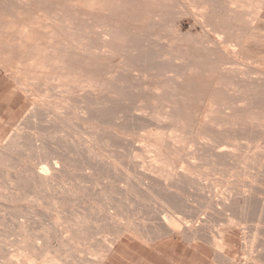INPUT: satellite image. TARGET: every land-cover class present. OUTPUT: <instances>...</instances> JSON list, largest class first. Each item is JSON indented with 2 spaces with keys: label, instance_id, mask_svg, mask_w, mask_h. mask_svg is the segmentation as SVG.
Returning <instances> with one entry per match:
<instances>
[{
  "label": "rangeland",
  "instance_id": "rangeland-1",
  "mask_svg": "<svg viewBox=\"0 0 264 264\" xmlns=\"http://www.w3.org/2000/svg\"><path fill=\"white\" fill-rule=\"evenodd\" d=\"M20 1L21 0H19V1H17V0H0V48H1L0 59H1V57L3 58L2 60H0V144L2 145V147L0 145V155H2L1 153H3V155L0 157H1V159L3 158L6 161L5 162L4 160L0 159V161H1L0 162V169H1L0 170V173H1L0 174V215L2 217H4V219H3L0 216L1 217L0 218V225H3V226H0V234L3 233V231L6 234V235H4V233H3L1 235L2 237L0 236V244H1L0 245V248H1L0 252H2L0 254V256H2L3 253H4L3 255H6L8 253H21L23 255H26L29 251L27 249H25V247L22 244H24V242L28 240L29 242L38 243L39 246L42 244L40 246L41 247V255H38L39 257L41 256V258H44V255L46 253L47 257L49 258L51 256V253L54 252V253H52L51 257L57 258L56 259L57 261H55V259H49V261H48L47 257H45L44 259H38V257L36 260L32 259L34 262L35 261L38 262L37 264H45V263L46 264H50V263L51 264H56V263L57 264H60V263L61 264H64V263L65 264H76V263L77 264H79V263L80 264L81 263L82 264L83 263L84 264H91L92 263L91 261H93V264L94 263L99 264L103 260L100 258L104 257L105 254L107 256L105 255L104 259H161L154 252L148 251V248L144 249L145 247H149V246H151L152 248H155V250L160 253V257H162V256H164L166 258L170 257V258H172V259H170L171 261H177V262H179V264L180 263L181 264H226V263L230 264L228 260L233 261L231 264H247V263L248 264H264V247H263L264 246V243H263V241H264V228H263L264 227V219L263 218L264 217H262V216H264V195H263L264 194V175H263L264 174V169H263L264 168V160H263L264 159V137H261L264 135V134H262V133H264V132H262V131H264V126H263L264 125V123H263L264 122L263 121L264 120V96H263V94H264V0H207V1L206 0L205 1L204 0H158V1L157 0H93V1H96L95 3H96V6L98 5V8L96 6H94L95 5L94 2H92V4L90 5L92 0H89V1L88 0H70V1L69 0H43V1L42 0H25V1L22 0L21 2ZM68 1L70 2V4H68L69 3ZM71 1H72L73 5H72ZM73 1H75V2H73ZM87 1L90 2L89 5H88ZM117 1H118V3H116ZM128 1L130 3H128ZM167 1H171V2H169L170 4ZM235 1H237V2H235ZM16 2H18V3H16ZM82 2H84V3H82ZM101 2H103V3H101ZM240 2H242L243 6H242V4H240ZM27 3H29L31 5H29ZM98 3L101 5H99ZM156 3L158 4V6ZM160 3L162 6L160 5ZM34 4L36 5V8H35ZM38 4H40V5H38ZM44 4L46 6H44ZM193 4H194V6H193ZM216 4H217V6H216ZM151 5H153V6H151ZM229 5H231V6H229ZM68 6H69V8H71V7L72 8L69 9ZM177 6H179V7H177ZM187 6H189V7H187ZM204 6H205V8H204ZM244 6H245V8L247 6L248 7L246 9H244ZM89 7H91V8L89 9ZM174 7L177 10L173 9ZM201 7H202V9H201ZM233 7H235L237 11ZM242 7H243V9H242ZM252 7H254V8L259 7V8L253 9ZM92 8H93V10H92ZM98 9H100V10H98ZM170 9H172V11ZM240 9H242V10H240ZM258 9H259V11H258ZM104 10L107 12H104ZM175 10H176V12H174ZM80 11H81V13H79ZM219 11H221V12H219ZM39 12H41V14H43V15L45 14V16L42 17L43 15H41ZM75 12L76 13L78 12L77 14H79V15L77 16ZM228 12H230V13H228ZM113 13H115V14H113ZM148 13H149V15H148ZM153 13H154V15H153ZM251 14H254V15L251 16ZM32 15H33V17H32ZM35 15H37V16H35ZM150 15H152V16H150ZM235 16H237V17H235ZM38 17H39V19L36 20V18H38ZM40 17H41V19H40ZM65 17H66L67 21L65 20ZM156 17H157V19H156ZM192 17H193V19H192ZM205 17H207V18H205ZM101 19H103V20H101ZM167 19H169V21L166 22ZM250 19H252V20H250ZM151 20H154V21H151ZM253 20H254V22H253ZM65 21H66V23L69 22V24L67 25L65 23ZM177 21L180 22L179 28H177V24H176ZM37 22L39 24L40 23L41 24L38 25ZM210 22H213V23H210ZM25 23H26V26H28V27L25 26ZM70 23H71V25H70ZM125 23H127V24H125ZM193 24H195L194 27L192 26ZM203 24H205L206 27ZM251 25H252V27H251ZM12 26L15 28L17 27V28L13 29ZM34 26L36 27V29ZM214 26H215V28H214ZM49 27H52V28L50 29ZM168 27H169V29H168ZM24 28H26V30ZM42 28L46 29V31L43 30ZM155 28H156V30H154ZM202 28H204V29H202ZM209 28L211 29V31ZM17 29L19 31L21 29V31L18 32ZM188 31L191 33L190 35L186 34ZM31 32H33V34H31ZM86 32H88V33H86ZM202 32H203V34H202ZM84 33L86 35H84ZM214 33H215V35L217 33L218 36L217 35L215 36ZM39 36H41L42 38ZM47 36L49 37V39ZM62 36L65 38H62ZM45 37H47V38H45ZM29 39H30V41H29ZM188 39H190V40L188 41ZM47 40L50 41V44ZM171 41H173V42H171ZM104 42H106V43H104ZM159 42H162V44ZM192 43H195V46L192 45ZM21 45H22V47L24 45V47L22 48ZM169 45H171V46H169ZM242 46H243V48H242ZM100 48L103 49L104 51L101 50ZM165 48H167V49H165ZM42 49H43V52H41ZM78 49H81V50H78ZM187 50H189V51H187ZM65 51H67L68 53ZM81 51L82 52L84 51L83 52L84 54ZM109 51H110V53H107ZM74 52H76V53H74ZM46 53L48 56L46 55ZM86 53L89 55H87ZM190 53H192V54L190 55ZM76 54H77V56H79V58L76 56ZM98 54H100V55H98ZM241 55H243V57ZM94 56H95V58H94ZM236 56H238V57H236ZM9 57H11V58H9ZM212 57H214V59ZM36 58H38V60ZM100 58H101V60H100ZM193 58H195V60ZM5 60L8 62H6ZM14 60H17V61H14ZM19 60L21 62L20 65L18 63ZM25 60H31V61H28L26 63L28 65L25 66V64L23 63V62H25ZM40 60L41 61L42 60H48V62L42 61V64H41ZM84 60L86 61V63ZM3 61H4V63L6 62V64H4ZM35 61H37L36 67L33 66L36 63ZM219 61L221 62V65H218ZM1 62H2V64H1ZM14 62H16L18 64L15 65L16 63L14 64ZM31 62H33V63H31ZM51 62H53V63H51ZM29 63H31V64H29ZM114 63L117 65H115ZM231 63L233 65H231ZM21 64L23 66H25L26 68L21 67ZM38 64H40L41 66ZM44 64H46V66ZM29 65H30V67H29L30 69L28 68ZM42 65H43V67H42ZM106 65H107V67H106ZM48 66L49 67L51 66V68H49ZM222 66H226V67L225 68L223 67L224 68L223 69ZM33 67L35 68V72H34ZM40 67L42 68L41 69L42 72H45V73L49 72V73H47V75L45 73L41 74V72L38 70V69H40ZM171 67H173V68H171ZM12 68H14V69H12ZM46 68L48 71L46 70ZM221 68H222V70H221ZM232 68H234V69H232ZM247 68H248V70H247ZM16 69H18V70H16ZM23 69H24V72H23ZM36 69H37V71H36ZM63 69H66V70H63ZM113 69H115V70H113ZM53 70H55V71H53ZM96 70H98V71H96ZM15 72H17V73H15ZM30 72H32V73H30ZM38 72H40V73H38ZM79 72H80V74H79ZM214 72H215V74H214ZM220 72L222 73L221 77L219 75V74H221ZM225 72H227V73H225ZM243 72H245V73H243ZM71 73H73V76ZM74 73L76 76L74 75ZM261 73H262V75H261ZM21 74L22 75L25 74V76H21ZM29 74H30V77L28 76ZM31 74H34L33 75L34 77L33 76L31 77ZM63 74H64V76H63ZM65 74H68L70 77L68 75L65 76ZM156 74L158 76H156ZM254 74H256V76ZM40 75H42V76H40ZM49 75L52 77H50ZM86 75H87V78H86ZM26 76L28 77V79ZM35 76H36V78H35ZM117 76H119V77H117ZM215 76H217V78ZM223 76L225 79L222 78ZM246 76H247V78H246ZM40 77H41V79H40ZM47 77H50V78L47 79ZM79 77H81V78H79ZM229 77L231 78V81H229L230 80ZM240 77H243V78H240ZM252 77L254 78V80ZM33 78H35V79H33ZM37 78L40 79V81ZM62 78H63V80H62ZM104 78H106V79H104ZM16 79L17 80L19 79L18 80L19 82ZM24 79H26V80H24ZM36 79L38 81L37 82L38 84L42 81L40 83V84L43 83L42 86L39 85V87H38V84L35 82ZM73 79H75V80H73ZM77 79L79 80V84H78ZM213 79H214V82L212 81ZM218 79H220V80H218ZM246 79H248L249 81H245ZM256 79L258 81H260V83ZM28 80H30V82ZM31 80H33L34 83L31 84ZM64 80L65 81H68V80L72 81L73 80V81H72V84L69 81L65 82L63 84ZM216 80L218 83H219V81H221L220 82L221 84L219 83L220 86L222 84H225L224 88H226V89L224 91H223L224 88H222L223 85L221 86V88H220V86L217 87L216 85L214 87L213 84L217 83ZM57 81L62 82V83L56 84ZM76 81H77V83H76ZM26 82L30 85H28ZM47 82H49V83H47ZM85 82H87V83H85ZM89 82H92V83L89 84ZM133 82H135L136 85H134L135 83H133ZM138 82L140 85L137 84ZM251 82H253L254 85ZM16 83H18V86L16 85ZM46 83H47V87L45 85ZM66 83H68L69 86L65 87ZM73 83L75 84V86H73L74 85ZM211 83H212V85H211ZM34 84H35V87H38L40 92L42 91L40 94H36L37 91H36L35 87L32 90V87L34 86ZM49 84L51 86H48ZM76 84H78V86ZM245 84L248 86H245ZM250 84H252V85H250ZM31 85H33V86L31 87ZM59 85H60V87H58ZM61 85H63V87H65V88H63ZM91 85H92V87H91ZM255 85H259V86H255ZM25 86H26V88L24 90ZM40 87L41 88L44 87L45 89L40 90ZM49 87L53 90L52 91L53 94H51L52 92L50 93L51 89H49ZM87 87H88V90H87ZM212 88L213 89L218 88L219 90L220 89L221 90L220 91L216 90V89L213 90ZM232 88H233V90H232ZM26 89H27V91H26ZM48 89H49V91H46ZM66 89L69 92H66L65 91ZM76 89H78V90H76ZM82 89H86V90H82ZM171 89H175L176 92H175V90H171ZM22 90H23V92H22ZM43 90L45 91L44 94L47 93V95L43 94ZM59 90H61L60 93L58 92ZM191 90H192V92H190ZM247 90H248V92H247ZM32 91H33V93H32ZM39 91L37 93H39ZM64 91H65V93H64ZM74 91L75 92L77 91V92L75 93ZM95 91H96V94L94 93ZM211 91H212V93H211ZM216 91H217V93H216ZM221 91H223V92H221ZM30 92H31V94H30ZM89 92H90V94H89ZM98 92H100L102 94H100ZM219 92H221V93H219ZM257 92L259 94H261L262 96L259 95ZM69 93H71L70 98H68L69 96H67V95H69ZM107 93H109L112 96L108 95ZM223 93H226L227 96ZM239 93H242V94H239ZM27 94H29V95H27ZM57 94L60 96V98H57V97H59ZM65 94H66V98H64ZM222 94H223V96H222ZM34 95H35V97H34ZM36 95H38L37 100H36ZM61 95H63V96L61 97ZM79 95H80V97H79ZM89 95H91V97ZM177 95H181V96H177ZM209 95H211V96H209ZM212 95H213V98L215 96L217 99L216 100L212 99ZM30 96H33V97H30ZM42 96H44L45 99H43ZM52 96L54 97L55 100L57 98V100L55 102H54V100H52L53 99ZM220 96H222L223 102H221L222 99ZM244 96H246V97H244ZM227 97H231V98L233 97L234 99L235 98L236 99L234 101L233 98L227 99ZM39 98L41 100H44L43 102L46 103V105H44V103ZM47 98H49V99H47ZM67 98H68V100H67ZM61 99L62 100L64 99L63 100L64 102ZM114 99H115V101H114ZM58 100H59V102H58ZM70 100H72V101H70ZM210 100H212V101H210ZM236 100L240 105H238V103H236ZM50 101H51V103H50ZM61 101H62V103H61ZM53 102L55 103V105L52 104ZM70 102H72V104ZM210 102L213 106L211 104H209ZM63 103H66V105ZM76 104H79V105L76 106ZM82 104H83V106H82ZM214 104L215 105L217 104V106H215ZM229 104H230V106L228 107ZM250 105H252V106H250ZM31 106H33V109L32 110H31V108L28 109ZM75 106L76 107L81 106L82 108L81 107L80 108L83 110H86L85 111L86 113H81L83 110H80V108H76ZM239 106H240V108H239ZM245 106H247V107H245ZM210 107H212V108H210ZM237 107H238V109H237ZM53 108H55V109L58 108L59 110L61 109L59 112H64L65 109H66V111L64 112V114L63 113L60 114L58 112V110L53 112V110H52ZM234 108H236V109L234 110ZM241 108H242V110H240ZM27 109L31 110L36 115V117L34 116V114L32 112L28 111ZM77 109H79V110H77ZM34 110H35V112H34ZM38 110L42 111L44 114H45V112L48 111L47 114L50 113L51 115L45 114L46 117L41 116V119H40L39 114L41 112H39ZM44 110H47V111H44ZM220 110L224 114H222V112ZM232 110H234V111H232ZM206 111H208V112H206ZM211 111H212V113L213 112H215V113H213V115H212ZM250 111L253 114L250 113ZM29 112H30V114L31 113L33 114L34 118H30V117H32V115L28 116ZM38 112H39V114H38ZM68 112H70L71 115L68 114ZM77 112H80V113L78 114ZM218 112H219V114H218ZM232 112H233V114H235V113H237V114L235 116L234 115L231 116L230 114H232ZM238 112H241L242 114L238 113ZM53 113H55V114L57 113V114L55 115ZM87 113L90 115H88ZM204 113H206L205 115L207 117L211 116V118L209 117V119H208L206 116H204ZM246 113L248 114L247 117L248 116L250 117V118L248 117L249 119L246 117ZM75 114H76V116H74ZM82 114L84 116H82ZM202 114H203V117H205V119L202 117ZM243 114L245 115L246 119H243L244 118ZM251 114H252V116H251ZM40 115H42V114H40ZM79 115L85 119H82ZM224 115H226V116H224ZM233 116H234V119L231 120V117H233ZM254 116H256V120L258 122H256V120L254 119L255 118ZM118 117H119V120L122 118L121 119L122 121H120V123H119V120H116V119H118ZM130 117H131V120H130ZM259 117H261V118L259 119ZM35 118L38 121H42V123L41 122L37 123L36 122L37 120H34ZM42 118H43V120H42ZM220 118H222V119H220ZM238 118L240 120H238ZM59 119H60V121H57ZM62 119L64 122L62 121ZM97 119L99 120V122L95 121ZM134 119H135V121H133ZM198 119H199V121H197ZM210 119L212 120V123H211ZM214 119H215V121H214ZM225 119H229L230 123L233 122L235 125L232 123L234 125L232 127V124L229 123V120L226 122ZM235 119H237V120H235ZM47 120L50 121L51 124H52V122H54L53 125L50 126L51 124L49 122L47 125H45L47 123ZM43 121H46V122L44 123ZM104 121L105 122L107 121V122L104 123ZM115 121H118V123ZM145 121L147 122V125L150 124L149 125V126H151L150 128L148 126H146ZM249 121H251V122H249ZM60 122H62V123H60ZM122 122L123 123L125 122L124 124L127 126H125ZM148 122H150V123H148ZM215 122L217 125L215 124ZM222 122H223L224 127H222V125H221ZM254 122H256V123H254ZM102 123H104V124H102ZM151 123H152V125H151ZM201 123H202L203 128L201 127ZM80 124L81 125L83 124V126H80ZM153 124H155L154 125L155 127L153 126ZM225 124L226 125L228 124L227 127L225 126ZM64 125H68L69 127L64 126ZM141 125L144 127H142ZM34 126H35V128H34ZM215 126H217V127H215ZM46 127L47 128L49 127L52 129L48 128L49 129L48 130ZM80 127H81V129H80ZM125 127H126V129H125ZM212 129H214V130H212ZM257 129H259V130H257ZM80 130H83V132L84 131L87 132V134L86 133L83 134V132H81ZM99 130H100V132H98ZM97 132L100 133L101 135L98 134ZM213 132H215L216 134L215 133L213 134ZM218 132H220L221 134H219ZM15 133H17V134H15ZM24 133H25V135H24ZM60 133H61V135H58ZM18 134H20V135L18 136ZM53 134L54 135L56 134V135L54 136ZM63 134L65 137L63 136ZM75 134H77V135L80 134V135H79V137L78 136L76 137ZM202 134L204 136H202ZM209 134H211L213 137H211V135H209ZM224 134H225V136H224ZM21 135H22V137H21ZM26 135H28V137ZM48 135L49 136L51 135V136L49 137ZM96 135H98V136H96ZM104 135H105V137H104ZM205 135L207 136V138ZM15 136H17L19 138L16 139V138H14ZM29 136L32 138L33 142L35 141V139L38 142H34L33 144H35V145H33L32 141L30 142L31 138ZM57 136H59V137H57ZM86 136H87V138H86ZM37 137H38V139H37ZM81 137H83V138H81ZM257 137H259L260 140ZM24 138H25V140H24ZM58 138H60V139H58ZM77 138H80L79 139L80 141ZM214 138L215 139L218 138V142H220V143H218L216 140H214ZM234 138H236V139H234ZM4 139H5V141H4ZM26 139H28V140H26ZM39 139H40V141L41 140L42 141L40 142ZM52 139L55 141H52ZM61 139L64 141H62ZM65 139H67V140H65ZM112 139H113V141H109ZM177 139L178 140L181 139L182 143H180L181 141L179 140L180 141L179 142ZM50 140H51V142H50ZM68 140H70L72 142H65ZM59 141H61L62 143ZM172 141L174 144L171 143ZM176 141H178V143ZM6 142H7V145H6ZM39 142L41 143V145ZM191 142H193V143H191ZM233 142H236L237 144L233 143ZM66 143H68V144H66ZM73 143H76V144H74V146L76 145L75 146L76 148L73 147ZM83 143L88 146V149L90 148L88 151L89 153L87 152V150H88L87 147ZM53 144H55V145H53ZM61 144H63V146ZM43 145H45L44 147L47 149H45L43 147ZM60 145H61V148H59ZM77 145H78L79 149L77 148ZM83 145H84V147H86L85 148V149H87L86 151H85ZM103 145H105V146H103ZM192 145H194V147ZM238 145H239V148H238ZM3 146H5V147L9 146V147H7V149L10 148L11 150L8 149V151H7L8 153H6V150H4V151L2 150ZM51 146H53V147H51ZM149 146H151V147H149ZM217 146H219V148H217ZM220 146H221V149H220ZM229 146L235 147L234 150H232L233 149L232 147L229 148ZM5 147H4V149H6ZM41 147H43V148H41ZM81 147H82V149H81ZM164 147L167 151L164 150ZM66 148H68V150L70 148L71 151L69 150V152H68V150ZM73 148H74V150L76 149L79 153L83 150V152H81L82 154H81L80 161L84 158V162L82 160L81 165H80V161L78 160L80 158L79 157L80 154H78V152L76 150L74 152ZM196 148H197V151H196ZM224 148L225 149L228 148V149L225 151ZM53 149H55V150H53ZM56 149H58V150H56ZM256 149H258V150H256ZM40 150H42L41 151L42 153L40 152ZM99 150H100V153H99ZM158 150H160V151H158ZM235 150H236V152H235ZM45 151L47 152L46 153L47 155H44ZM48 151H50L51 153ZM205 151H207V154ZM103 152H104V154H103ZM147 152H149L150 154ZM39 153L42 157L45 156L44 158H46L48 156L46 159L43 160V162L44 161L50 162V160L48 158H50V159L55 158L56 161H58L57 163L60 166V170L57 171V175H54L52 180H48L47 182H43V181L41 182L37 178H35L37 176L36 171L39 170L41 168V166L45 165V163L43 164L42 162L37 161V160L42 161V159H43L40 157ZM113 153H114V155H113ZM189 153L192 155H189ZM85 154L87 155V157ZM88 154L91 156H89ZM101 154H103V155L101 156ZM153 154L154 155L156 154V156L152 157ZM38 155H39V157L37 158ZM66 155H68V157H66ZM73 155L75 156V158ZM76 155H79V156L76 157ZM83 155L86 158L85 157L82 158ZM92 155H95V156L97 155V156H96V158H93L94 156H92ZM98 155H99L100 159L102 158L101 159L102 161L99 159ZM105 155H108V156H105ZM186 155H188L189 158ZM199 155L201 156V158H199ZM234 155H236V156H234ZM3 156L7 157L10 162L7 161L8 159L7 158L5 159ZM178 156H180V157H178ZM33 157H34V159H33ZM71 157H73L72 160H71ZM203 157H205V158H203ZM244 157H246V158H244ZM76 158H77V160L75 161L76 163L74 162V164L76 165V167H75V165L72 162ZM114 158L117 161H115ZM139 158L141 160H143V159L144 160L139 161V163H138L137 160H140ZM192 158L196 159V161L201 160V163H202V161H204V159H206V161H207L206 164H210L211 162L212 163L210 165H206L205 163H203L204 165L201 164L199 166L198 164H200V163H196L195 160L193 161ZM133 159L136 160L137 162L133 161ZM154 159H155V161H154ZM227 159H228V161H227ZM118 160H120V162ZM145 160H146V162H145ZM186 160H190L191 161L190 164L194 163L193 166L192 165L188 166L189 163H188V161H187V163H185ZM3 161H4V163H3ZM17 161H18V163H16ZM151 161L153 162V164ZM183 161H185L184 162L185 165H180V163L183 164ZM206 161H204V162H206ZM13 162H15V163H13ZM36 162H38V163L35 164ZM47 162H46V164H47ZM85 162H86V164H85ZM214 162L216 163V165H214L215 164ZM243 162H246V164H243ZM69 163H71L73 165V167L71 165L69 166ZM115 163L116 164L122 163V164L120 166V165H116ZM4 164L5 165L9 164V165H6V167H5ZM38 164H39V166H38ZM114 164L116 166H114ZM240 164L244 165L245 167L241 166ZM1 165H3V166H1ZM30 165L36 171L34 169H31L32 167L31 168L25 167V166H30ZM105 165H108L109 169ZM205 165H206V167L208 166L209 168L207 167V169H206ZM124 166H127V169L129 171L126 169V167L124 169ZM139 166H140V168H139ZM142 166H143V168H141ZM239 166H241V167H239ZM23 167L26 168V171H25V168H23ZM82 167H84L85 169ZM87 167H89V169ZM90 167H92L93 169L92 168L90 169ZM115 167L117 168L116 170L114 169ZM225 167H226V170H224ZM182 168H184V169H182ZM245 168L246 169L248 168V170H250V171L245 170ZM113 169H114V171H113ZM121 169H124V170H121ZM210 169H212V171L214 169L215 170L212 172ZM17 170H18V172H17ZM21 170H22V172H21ZM29 170L33 172L34 176L32 174H29V176H28ZM102 170H103V172H102ZM125 170L128 173H126ZM148 170L149 171L152 170V171L148 172ZM182 170H184L185 172ZM233 170H234L235 174L231 175V174H233ZM1 171H3V172H1ZM15 171L17 173L21 174V176L19 174L18 175L20 177L14 176V175H17V173ZM64 171H66L65 175L63 173ZM130 171H132V172H130ZM136 171H138V172H136ZM235 171L238 173H236ZM252 171L254 173H251ZM7 172L9 173V175H11L10 177H9ZM25 172H28V173L24 174ZM32 172H30V173H32ZM91 172H93V174L95 176ZM113 172L116 174H114ZM139 172H142V173H139ZM144 172H145V174H144ZM219 172H221L222 174H220ZM228 172H229V174H228ZM2 173H5V177L3 176ZM100 173H103L102 176L100 175ZM120 173H123L122 174L123 176ZM148 173H150V174H148ZM58 174H59V176H58ZM127 174H129V175H127ZM135 174L136 175L141 174L139 176L142 177L144 175V177H142L143 179H141L139 176H137L138 179H140V180H138ZM6 175H8V176H6ZM60 175L63 177H61ZM125 175H127L128 179L126 178ZM183 175H185V176H183ZM208 175H211V176H208ZM12 176H14V177H12ZM25 176H28L29 178L25 177ZM15 177H17L18 179ZM56 177H58V178H56ZM60 177H61V179H60ZM105 177H107V178H105ZM248 177H249V179H248ZM31 178H32V180H31ZM34 178H35V180H33ZM55 178H56V180H54ZM102 178H104L105 180ZM110 178L112 179V181L114 180V182H112ZM133 178H135V180H132ZM144 178H146L145 181H143ZM7 179H9V180H7ZM15 179L19 180L20 182L15 181ZM79 179H81L83 182L82 181L78 182ZM119 179H120V181H119ZM198 179H200V180H198ZM26 180L27 181L29 180L28 182H30V183L28 184V182ZM53 180L56 183H54ZM89 180L93 181V183L95 185L92 182H90ZM117 180H118V182H117ZM237 180H239V181L237 182ZM51 181L54 183L55 187H54V185H52ZM125 181H127V182L130 181L131 184L126 183ZM133 181H137V183L135 182L136 183L135 184ZM215 181H217V182L219 181L218 184ZM242 181H243V183H242ZM95 182H97V183H95ZM244 182L245 183L247 182L246 184H248V185H246ZM41 183H43V184H41ZM66 183H67V186H66ZM81 183H83L84 185H82ZM133 183L135 185H133ZM139 183H141V184H139ZM142 183L145 187L142 185ZM166 183L168 186L166 185ZM237 183H241L243 185L237 184ZM14 184H17V185H14ZM37 184H38V186H37ZM68 184H70L72 187H70V185H68ZM97 184H99L100 186ZM197 184H198V188L202 187L200 189L201 190L203 189L204 192H203V190L201 191L200 189H197ZM210 184H211V187H210ZM228 184H229V186H228ZM40 185L43 188L40 187ZM49 185L51 186V188H52V186L54 188L50 189ZM75 185H77V186H75ZM81 185L83 186V188ZM90 185L92 187H90ZM128 185L134 186L135 189H133L132 186L130 187ZM136 185L138 188L135 187ZM140 185H141V188H140ZM194 185H196V186H194ZM251 185H252V187H251ZM64 186H65V189H64ZM73 186H75V188ZM86 186H87V188H86ZM94 186H96L95 188H97V189L93 188ZM142 186L144 188H146L147 186H149V187L151 186L150 188L152 190L147 188V189H149V192L147 189H145V191H144V188ZM223 186H224V188H223ZM226 186H227V188H226ZM244 186H246V187L244 188ZM38 187L40 189H38ZM47 187H48V189H47ZM99 187L100 188L102 187L101 188L102 191ZM124 187H126V188H124ZM128 187H130V188L128 189ZM212 187L213 188L216 187V188H214V190H212L213 189ZM247 187H249L248 190H246ZM12 188H14L15 193H13L14 191ZM68 188H70V189H68ZM104 188L106 191L103 190ZM131 188L133 191L131 190ZM139 188H140V190H139ZM209 188H212V189H209ZM66 189L69 191L66 192ZM80 189L82 190V193L83 192L85 194L87 193L89 198L87 196H85L84 194L82 195ZM154 189L156 191H154ZM224 189H226V190L224 191ZM243 189H245L248 192H246V194H245L244 193L245 191ZM19 190H20V192H19ZM48 190H50V191H48ZM89 190L92 192H90ZM134 190H135V192H136V190H138V192L139 191L140 192L134 193ZM150 190H151V192H150ZM251 190H252L253 195L250 192ZM37 191H40V193ZM77 191H79V193ZM113 191H115V192H113ZM221 191L224 192V195H223V193H221ZM229 191H230V193H229ZM233 191L234 192L237 191V194L241 195L242 197L236 196L237 195L236 193H234L235 194L234 195ZM43 192L45 193V197H44ZM47 192H49L51 196ZM65 192H66V194H65ZM71 192H73V193H71ZM101 192H103V193H101ZM125 192L127 194H125ZM212 192L216 193L215 197L218 196V194L220 196V193L222 194V196H220V199L218 197L215 198L213 195L214 193H212ZM68 193L71 194L72 196H74V198L72 196L69 197ZM100 193L102 195L104 193H106V194H104L102 196V195H100ZM110 193H113L114 195H112ZM14 194L16 196H13ZM47 194L49 195L48 198H47V196H48ZM73 194H76L77 196L73 195ZM95 194H96L97 198H94ZM137 194H140V195H137ZM148 194H150V195H148ZM207 194L208 195L210 194L209 195L210 197H208ZM231 194H233V196ZM57 195H59V196H57ZM78 195H79V198H78ZM106 195H108L110 197H108ZM152 195H155V196H152ZM212 195L214 198L212 197ZM225 195H228V197H227L228 200L225 199L226 198ZM245 195H247V196H245ZM251 195L253 198L250 197ZM257 195H258V197H257ZM75 196L77 198H75ZM132 196L135 197L136 200ZM156 196H160L161 197L160 200H163V201H160L159 200L160 197L158 198ZM223 196L225 198H223ZM17 197H19V198H17ZM25 197H27V200H25ZM80 197H81V199L82 198L83 199L81 200ZM104 197L107 199H105ZM205 197H206V199H205ZM262 197H263V199H262ZM37 198H39L40 200ZM61 198H62V200H60ZM91 198H92V200L90 202ZM147 198H148V200H147ZM149 198L150 199L153 198L155 200L158 198L156 200L158 202L153 201V200H149ZM217 198L219 199V201L221 200L220 203H219ZM232 198H233V200H232ZM242 198H244V199H242ZM22 199L25 201H23ZM35 199H37V200L35 201ZM53 199H54V201H53ZM224 199L226 202L224 201ZM10 200H12V201L14 200L15 202H12V201L10 202ZM67 200H68V202H67ZM215 200H217L218 202ZM80 201L82 203H77ZM111 201H112V203H110ZM89 202H90V204H89ZM142 202H144L143 207L141 204ZM161 202H163V203H161ZM60 203L63 204V207H62V205L61 206L59 205ZM159 203H161L162 205ZM171 203L173 205H171ZM177 203L180 204L181 208L182 209L184 208V210H181V208L179 209L180 206ZM183 203H185V204H183ZM217 203H218V205H217ZM227 203L229 204V207H228ZM85 204H87L89 206V208H90V206H93V207H91V210H90L89 208H87L88 206ZM109 204H111L112 206H110ZM174 204H176V205L174 206ZM84 205H85L86 209L83 207ZM98 205L100 208H98ZM115 205H117V206H115ZM159 205H161V206H159ZM169 205H171V206H169ZM177 205L179 206L178 209L180 210L179 212H177L179 214L176 213ZM184 205H186L185 206L186 208L184 207ZM14 206H15V208H14ZM104 206H105V208H102ZM144 206H146V207H144ZM218 206H219V208H216ZM223 206L228 207L229 209L226 208V209H228V210H226L225 207H223ZM116 207H117V209H116ZM171 207H172V209H171ZM173 207H175V208L173 209ZM240 207H243V208L241 209ZM256 207H257V209H256ZM82 208H84V210L88 213L83 212ZM142 208H144V209H142ZM87 209H89V211ZM109 209L111 210V212L114 215L111 212H109ZM166 209H167V211H166ZM191 209H192V211H191ZM220 209H221V211H219ZM14 210L15 211L18 210V211L15 212ZM34 210H36L38 212L36 213V211L34 212ZM94 210H96L95 213L98 212V214L92 215ZM100 210H102L101 211L102 214L104 213L103 215H99V214H101ZM112 210L115 212H113ZM158 210H160V211H158ZM242 210H244V211L246 210V212H244ZM261 210H263V211H261ZM30 211L31 212L33 211V212L30 213ZM53 211H56V212H53ZM165 211L167 213L170 212V213H168L170 215V217ZM173 211H175V212H173ZM194 211L195 212L199 211V214L194 213ZM222 211H223L224 215L219 213V212L222 213ZM251 211H253V213ZM89 212H90V214H89ZM162 212L164 214L166 213L167 215L166 214L163 215ZM248 212H250V214H248ZM16 213H19V214L21 213V215L26 214L27 220H28V218L31 219L30 223L28 225L26 224V223H28V221L25 220L26 218L23 219L24 216L20 215L19 216L21 218V220H20V218L17 217L18 214L15 216L13 215ZM83 213L87 214V215H84V216H86V220H84L85 217L83 216ZM110 213H111V215H110ZM115 213H117V214H115ZM171 213L176 214V215L174 216ZM180 213L183 214L184 218L188 217L190 219L187 220L185 218L186 220L183 223L184 219ZM188 213H190V215H188ZM200 213H201V215H200ZM235 213L237 216L235 215ZM246 213H247V215H245ZM38 214H40V216H38ZM44 214L46 217H43ZM191 214H195V215L193 216ZM242 214H243V216H242ZM261 214H262V216H261ZM96 215H97V217H99V219H97ZM112 215L115 217H112ZM13 216H14V219L12 218ZM74 216H76V218ZM165 216H167L171 220L173 219L172 221L170 220V222L173 223V225L175 226L176 229L180 230V233H174L175 235L174 234H168V233L165 234L166 231H168V229L166 228V226L163 222V219H162ZM178 216H180L183 220ZM205 216L208 217L207 218L208 220L207 219L206 220L210 221V222H206V220H204ZM244 216H246L248 218H246ZM59 218L62 220H60ZM101 218H102V221H101ZM104 218L106 219V221ZM176 218H179V219H176ZM191 218H193V219L191 220ZM198 218H200V219L198 220ZM236 218H238L240 222L237 221L238 219L236 220ZM15 219L18 220V221H16L17 223L14 221ZM40 219H42V220H40ZM45 219L47 222H45ZM81 219H82V221H81ZM94 219H96V220H94ZM240 219H242V220H240ZM24 220L27 222L24 223L23 222ZM43 220H44V222H43ZM97 220H100V222ZM178 220L181 223H179ZM257 220H259L260 222L263 221V223H260ZM38 221H39V223H38ZM41 221L44 223V225H45L44 227L41 226V224H43V223H41ZM90 221H92V222H90ZM186 221L187 222L191 221V223H188V226H187V224L184 225L185 223H187ZM202 221H204V222H202ZM48 222H50V224H48ZM195 222H197V223H195ZM224 222H226V223H224ZM227 222L229 223L230 227L228 226ZM35 223H36V225H35ZM128 223L129 224L131 223L129 228H128V226H129ZM204 223H205V225H208L210 229L208 228V226L207 227L204 226ZM238 223H240V224H238ZM256 223H258L259 226ZM77 224L78 225L80 224V225L77 226ZM93 224H95V225H93ZM202 224H203V226H202ZM17 225H18V227H17ZM47 225H48V227H47ZM108 225H109V227H108ZM178 225H181V226L178 227ZM49 226H51V228L49 230L46 229V228H49ZM76 226L78 228H80V230L77 229ZM97 226H99V228ZM184 226H185V228H183ZM189 226L191 227L190 230H189ZM224 226L226 228H229V230L226 229ZM239 226L241 228L242 227L244 228L246 226L245 227L246 230H244L242 228L246 233L244 231H241L242 229H240ZM32 227H33V229H32ZM86 227H87V229H86ZM137 227L140 228L139 231H141V233L138 231ZM154 227H156L158 229L160 228V229L158 230ZM25 228H26V230H25ZM97 228H98V230H96ZM120 228H121V230H120ZM135 228H137V230ZM223 228H224V232L226 234L225 237H228V238H224V235H223L224 232L222 230ZM256 228H259V230L257 231ZM14 229H16V230H14ZM31 229L34 232L33 231L30 232ZM39 229L42 231V233L41 232L37 233L39 231ZM76 229L78 231H75ZM115 229H116V231L118 229V231L116 232ZM17 230L18 231L21 230V231L18 234H16L18 232ZM35 230H37V231H35ZM47 230H48V232H47ZM164 230H166V231H164ZM187 230L191 231L192 234H194V232L196 231V234H194L195 236L194 235L191 236L190 234H186V233L184 234V232H186ZM11 231H13V232L11 233ZM14 231H16V232L14 233ZM137 231H138V233H137ZM216 231L218 232V233H216V234H218L217 236L215 234ZM73 232H75V233L73 234ZM76 232H77V235H79V233H80V236H77ZM130 232H131V234L134 232L133 233L134 235L132 234L133 235L132 236L130 234ZM160 232H162V235L159 234ZM35 233L37 235L39 234L40 236L34 235ZM90 233L93 234V237ZM244 233L246 236L244 235ZM31 234H33V236ZM157 234L160 237L159 239H158ZM17 235H19L18 236L19 238H17ZM21 235H23V236H21ZM74 235H75V237H74ZM135 235L137 237H142L141 238L142 240L140 238H136ZM201 235L203 237L204 236H206V237L203 238ZM30 236H32L31 239H30ZM34 236H35V239H34ZM70 236H72V237H70ZM86 236H87V239L90 238L87 241L88 243L87 242L84 243V241L87 240V239H84V238H86ZM110 236L111 237L113 236L114 237L113 239L116 240V242L113 243L114 244L113 247L115 249L113 248L111 251H107V250L105 251V243H110L113 240ZM151 236L153 238L155 237V239L153 240V238H151ZM241 236H242V238H241ZM149 237L152 239V241H150V242H149V240H150ZM219 237L222 239V241H220L221 239ZM249 237H250V239H249ZM8 238H9V240H8ZM106 238H108V239H106ZM143 238H144V240H143ZM201 238L203 241L201 240ZM216 238L218 239V241ZM99 239L103 240V242L100 241ZM120 239L122 240V243H124V245H125L124 248L122 247L121 249L118 248V247H120L119 246L120 244L117 245V243ZM213 239H214V242L211 243V241H213ZM4 240H5V242H4ZM6 240H8L9 242ZM18 240L19 241L23 240V242L20 241V243H22L21 246L19 243H18L19 245L15 243V242H19ZM187 240H188V242H186ZM227 240H229V241L227 242ZM230 240H231V242H230ZM252 240L253 241L255 240V241L253 242ZM154 241L156 244L154 243ZM163 241H165V242H163ZM208 242H209V244H208ZM4 243H6V245ZM77 243L80 245H78ZM95 243H97V244H95ZM216 243L219 244L218 248H216V245H217ZM256 243L258 244V246ZM259 243L261 244L260 248H259V246H260ZM46 244H48V245H46ZM66 244H67V246H66ZM245 244L246 245H248V244L252 245V248H253L251 251L252 256L250 257V255L248 254V256L251 259L248 256H246L247 254L245 255V251H244L246 248ZM9 245H11L12 247ZM76 245H77V247H76ZM99 245H101V246H99ZM209 245H211V246H209ZM212 245H215V246H213L214 248H212ZM15 246L16 247L18 246L17 248L21 249L23 251H21V250L18 251V249ZM22 246L24 249L21 248ZM48 246H51V247H48ZM2 247H3V249H2ZM67 247H70L69 248L70 250H67L68 249ZM102 247H103V249H102ZM64 248H65V250H64ZM219 248H221L220 250H222L224 252V254L227 255L231 259H213L212 257L214 256V251L216 249H219ZM92 249H94V250H92ZM6 250H8V251L6 252ZM96 250H97V253H96ZM101 250H102V252L103 251L104 252L101 253ZM43 251H44V255H43ZM114 251H116V252H114ZM134 253H136V256L134 255ZM246 253H248V251ZM56 254L59 257L61 256L60 257L61 260L59 259V257ZM92 254H93V256H92ZM253 256H255V258ZM82 258L83 259L85 258V259L82 260ZM96 258H98V259H96ZM1 260L3 261V263L7 262L6 261L7 259H0V263H2ZM225 260H226V262H225ZM59 261H60V263H59ZM222 261H224L225 263H223ZM47 262H49V263H47Z\"/></svg>",
  "mask_w": 264,
  "mask_h": 264
},
{
  "label": "bare ground",
  "instance_id": "bare-ground-1",
  "mask_svg": "<svg viewBox=\"0 0 264 264\" xmlns=\"http://www.w3.org/2000/svg\"><path fill=\"white\" fill-rule=\"evenodd\" d=\"M17 1H19V0H17ZM21 1H22V0H21ZM21 1H20V2H21ZM24 1H25V0H24ZM42 1H43V0H42ZM69 1H70V0H69ZM69 1H68V2H69ZM88 1H89V0H88ZM88 1H87V2H88ZM157 1H158V0H157ZM204 1H205V0H204ZM206 1H207V0H206ZM35 2H36V1H35ZM55 2H56V1H55ZM57 2H58V1H57ZM66 2H67V1H66ZM73 2H75V1H73ZM92 2H94L95 5H94V4H93V5L96 6V3H95L96 1H93V0L91 1V3L88 2V5H89V3H90V5H91ZM150 2H151V1H150ZM150 2H149V3H150ZM167 2L169 3V2H171V1H167ZM198 2H199V1H198ZM224 2H225V1H224ZM235 2H237V1H235ZM235 2H234V3H235ZM16 3H18V2H16ZM59 3H60V2H59ZM71 3H72V1H71ZM82 3H84V2H82ZM101 3H103V2H101ZM116 3H118V1H117ZM128 3H130V2L128 1ZM162 3H163V2H162ZM201 3H202V2H201ZM255 3H256V2H255ZM255 3H254V4H255ZM27 4H29V3H27ZM36 4H37V3H36ZM55 4H56V3H55ZM68 4H70V2H69ZM98 4H99V3H98ZM156 4H157V3H156ZM169 4H170V3H169ZM217 4H218V3H217ZM217 4H216V6H217ZM237 4H238V3H237ZM240 4H242V2H240ZM29 5H31V4H29ZM38 5H40V4H38ZM38 5H37V6H38ZM60 5H61V4H60ZM72 5H73V3H72ZM99 5H101V4H99ZM160 5H161V3H160ZM160 5H159V6H160ZM34 6H35V8H36V5H35V4H34ZM44 6H46V5L44 4ZM44 6H43V7H44ZM64 6H65V5H64ZM151 6H153V5H151ZM157 6H158V4H157ZM161 6H162V5H161ZM161 6H160V7H161ZM193 6H194V4H193ZM202 6H203V5H202ZM205 6H206V5H205ZM205 6H204V8H205ZM229 6H231V5H229ZM237 6H238V5H237ZM242 6H243V4H242ZM248 6H249V5H248ZM248 6H247V7H248ZM251 6H252V5H251ZM254 6H255V5H254ZM38 7H39V6H38ZM57 7H58V6H57ZM75 7H76V6H75ZM79 7H80V6H79ZM91 7H92V6H91ZM91 7H89V9H90ZM96 7L98 8V5H97ZM96 7H95V8H96ZM102 7H103V6H102ZM177 7H179V6H177ZM187 7H189V6H187ZM191 7H192V6H191ZM247 7H246V8H247ZM28 8H29V7H28ZM32 8H33V7H32ZM35 8H34V9H35ZM64 8H65V7H64ZM68 8H69V6H68ZM71 8H72V7H71ZM71 8H69V9H71ZM109 8H110V7H109ZM153 8H154V7H153ZM157 8H158V7H157ZM192 8H193V7H192ZM192 8H191V9H192ZM229 8H230V7H229ZM229 8H228V9H229ZM233 8H235V7H233ZM246 8H245V6H244V9H246ZM252 8H253V9H257V8H259V7H256V8L252 7ZM66 9H67V8H66ZM73 9H74V8H73ZM75 9H76V8H75ZM155 9H156V8H155ZM161 9H162V8H161ZM161 9H160V10H161ZM173 9H176V8L174 7ZM179 9H180V8H179ZM201 9H202V7H201ZM206 9H207V8H206ZM217 9H218V8H217ZM242 9H243V7H242ZM242 9H240V10H242ZM85 10H86V9H85ZM92 10H93V8H92ZM98 10H100V9H98ZM170 10L172 11V9H170ZM176 10H177V9H176ZM176 10H175L174 12H176ZM186 10H187V9H186ZM203 10H204V9H203ZM203 10H202V11H203ZM218 10H219V9H218ZM235 10H236V8H235ZM261 10H262V9H261ZM63 11H64V10H63ZM110 11H111V10H110ZM236 11H237V10H236ZM252 11H253V10H252ZM258 11H259V9H258ZM67 12H68V11H67ZM104 12H107V11L104 10ZM104 12H103V13H104ZM128 12H129V11H128ZM152 12H153V11H152ZM158 12H159V11H158ZM191 12H192V11H191ZM203 12H204V11H203ZM205 12H206V11H205ZM219 12H221V11H219ZM223 12H224V11H223ZM234 12H235V11H234ZM39 13L41 14V12H39ZM42 13H43V12H42ZM75 13H76V12H75ZM75 13H74V14H75ZM77 13H78V12H77ZM77 13H76V15L78 16L79 14H77ZM79 13H81V11H80ZM129 13H130V12H129ZM161 13H162V12H161ZM192 13H193V12H192ZM206 13H207V12H206ZM228 13H230V12H228ZM239 13H240V12H239ZM257 13H258V12H257ZM259 13H260V12H259ZM66 14H67V13H66ZM113 14H115V13H113ZM113 14H112V15H113ZM116 14H117V13H116ZM119 14H120V13H119ZM150 14H151V13H150ZM158 14H159V13H158ZM163 14H164V13H163ZM165 14H166V13H165ZM170 14H171V13H170ZM170 14H169V15H170ZM197 14H198V13H197ZM202 14H203V13H202ZM232 14H233V13H232ZM19 15H20V14H19ZM41 15H43V14H41ZM41 15H40V16H41ZM49 15H50V14H49ZM103 15H104V14H103ZM148 15H149V13H148ZM153 15H154V13H153ZM178 15H179V14H178ZM181 15H182V14H181ZM211 15H212V14H211ZM213 15H214V14H213ZM216 15H217V14H216ZM228 15H229V14H228ZM253 15H254V14H251V16H253ZM35 16H37V15H35ZM44 16H45V14H44L42 17H44ZM108 16H109V15H108ZM116 16H117V15H116ZM150 16H152V15H150ZM150 16H149V17H150ZM171 16H172V15H171ZM171 16H170V17H171ZM190 16H191V15H190ZM225 16H226V15H225ZM231 16H232V15H231ZM32 17H33V15H32ZM74 17H75V16H74ZM172 17H173V16H172ZM187 17H188V16H187ZM215 17H216V16H215ZM218 17H219V16H218ZM235 17H237V16H235ZM129 18H130V17H129ZM205 18H207V17H205ZM220 18H221V17H220ZM222 18H223V17H222ZM37 19H39V17L36 18V20H37ZM40 19H41V17H40ZM47 19H48V18H47ZM156 19H157V17H156ZM192 19H193V17H192ZM215 19H216V18H215ZM236 19H237V18H236ZM258 19H259V18H258ZM51 20H52V19H51ZM65 20H66V17H65ZM101 20H103V19H101ZM141 20H142V19H141ZM145 20H146V19H145ZM182 20H183V19H182ZM207 20H208V19H207ZM219 20H220V19H219ZM223 20H224V19H223ZM223 20H222V21H223ZM250 20H252V19H250ZM255 20H256V19H255ZM45 21H46V20H45ZM52 21H53V20H52ZM66 21H67V20H66ZM66 21H65V23H66ZM68 21H69V20H68ZM137 21H138V20H137ZM151 21H154V20H151ZM167 21H169V19H167L166 22H167ZM216 21H217V20H216ZM23 22H24V21H23ZM75 22H76V21H75ZM101 22H102V21H101ZM107 22H108V21H107ZM109 22H110V21H109ZM128 22H129V21H128ZM140 22H141V21H140ZM148 22H149V21H148ZM155 22H156V21H155ZM161 22H162V21H161ZM213 22H214V21H213ZM213 22H210V23H213ZM240 22H241V21H240ZM250 22H251V21H250ZM253 22H254V20H253ZM32 23H33V22H32ZM37 23H38V22H37ZM37 23H36V24H37ZM46 23H47V22H46ZM48 23H49V22H48ZM99 23H100V22H99ZM174 23H175V22H174ZM179 23H180V22L177 21V23H176V24H177V28H179V26H180ZM214 23H215V22H214ZM229 23H230V22H229ZM241 23H242V22H241ZM10 24H11V23H10ZM23 24H24V23H23ZM23 24H22V25H23ZM27 24H28V23H27ZM34 24H35V23H34ZM40 24H41V23H40ZM40 24L38 23V25H40ZM66 24L68 25L69 22H67ZM95 24H96V23H95ZM112 24H113V23H112ZM125 24H127V23H125ZM153 24H154V23H153ZM191 24H192V23H191ZM201 24H202V23H201ZM233 24H234V23H233ZM14 25H15V24H14ZM29 25H30V24H29ZM32 25H33V24H32ZM38 25H37V26H38ZM70 25H71V23H70ZM85 25H86V24H85ZM85 25H84V26H85ZM139 25H140V24H139ZM142 25H143V24H142ZM203 25H205V24H203ZM203 25H202V26H203ZM211 25H212V24H211ZM25 26H26V23H25ZM84 26H83V27H84ZM103 26H104V25H103ZM128 26H129V25H128ZM128 26H127V27H128ZM132 26H133V25H132ZM166 26H167V25H166ZM192 26L194 27L195 24H193ZM198 26H199V25H198ZM208 26H209V25H208ZM237 26H238V25H237ZM241 26H242V25H241ZM12 27H13V26H12ZM21 27H22V26H21ZM26 27H28V26H26ZM31 27H32V26H31ZM34 27H35V26H34ZM40 27H41V26H40ZM69 27H70V26H69ZM136 27H137V26H136ZM171 27H172V26H171ZM173 27H174V26H173ZM205 27H206V25H205ZM251 27H252V25H251ZM251 27H250V28H251ZM14 28H15V27H13V29H14ZM16 28H17V27H16ZM16 28H15V29H16ZM19 28H20V27H19ZM43 28H44V27H43ZM43 28H42V29H43ZM49 28L51 29L52 27H49ZM49 28H48V29H49ZM70 28H71V27H70ZM96 28H97V27H96ZM104 28H105V27H104ZM138 28H139V27H138ZM189 28H190V27H189ZM200 28H201V27H200ZM210 28H211V27H210ZM210 28H209V29H210ZM214 28H215V26H214ZM218 28H219V27H218ZM253 28H254V27H253ZM255 28H256V27H255ZM22 29H23V28H22ZM24 29L26 30V28H24ZM35 29H36V27H35ZM42 29H41V30H42ZM102 29H103V28H102ZM102 29H101V30H102ZM106 29H107V28H106ZM149 29H150V28H149ZM152 29H153V28H152ZM157 29H158V28H157ZM168 29H169V27H168ZM202 29H204V28H202ZM205 29H206V28H205ZM227 29H228V28H227ZM241 29H242V28H241ZM25 30H24V31H25ZM30 30H31V29H30ZM43 30L46 31V29H43ZM52 30H53V29H52ZM71 30H72V29H71ZM84 30H85V29H84ZM154 30H156V28H155ZM178 30H179V29H178ZM192 30H193V29H192ZM219 30H220V29H219ZM222 30H223V29H222ZM252 30H253V29H252ZM17 31L20 32L21 29H20V31L17 29ZM102 31H103V30H102ZM152 31H153V30H152ZM180 31H181V30H180ZM182 31H183V30H182ZM210 31H211V29H210ZM235 31H236V30H235ZM26 32H27V31H26ZM49 32H50V31H49ZM51 32H52V31H51ZM111 32H112V31H111ZM170 32H171V31H170ZM192 32H193V31H192ZM200 32H201V31H200ZM21 33H22V32H21ZM21 33H20V34H21ZM38 33H39V32H38ZM40 33H41V32H40ZM86 33H88V32H86ZM106 33H107V32H106ZM112 33H113V32H112ZM223 33H224V32H223ZM25 34H26V33H25ZM25 34H24V35H25ZM28 34H29V33H28ZM31 34H33V32H31ZM43 34H44V33H43ZM50 34H51V33H50ZM69 34H70V33H69ZM93 34H94V33H93ZM162 34H163V33H162ZM184 34H185V33H184ZM186 34H187V35H190L191 33L188 31ZM202 34H203V32H202ZM224 34H225V33H224ZM243 34H244V33H243ZM22 35H23V34H22ZM51 35H52V34H51ZM51 35H50V36H51ZM84 35H86V34L84 33ZM87 35H88V34H87ZM101 35H102V34H101ZM209 35H210V34H209ZM214 35H215V33H214ZM216 35H217V33H216ZM216 35H215V36H216ZM25 36H26V35H25ZM25 36H24V37H25ZM102 36H103V35H102ZM210 36H211V35H210ZM217 36H218V35H217ZM222 36H223V35H222ZM39 37H41V36H39ZM47 37H48V36H47ZM47 37H45V38H47ZM96 37H97V36H96ZM100 37H101V36H100ZM103 37H104V36H103ZM106 37H107V36H106ZM186 37H187V36H186ZM203 37H204V36H203ZM41 38H42V37H41ZM62 38H65V37L62 36ZM152 38H153V37H152ZM182 38H183V37H182ZM188 38H189V37H188ZM217 38H218V37H217ZM219 38H220V37H219ZM26 39H27V38H26ZM35 39H36V38H35ZM48 39H49V37H48ZM86 39H87V38H86ZM137 39H138V38H137ZM144 39H145V38H144ZM243 39H244V38H243ZM37 40H38V39H37ZM42 40H43V39H42ZM54 40H55V39H54ZM57 40H58V39H57ZM75 40H76V39H75ZM81 40H82V39H81ZM139 40H140V39H139ZM189 40H190V39H188V41H189ZM225 40H226V39H225ZM27 41H28V40H27ZM29 41H30V39H29ZM47 41H48L49 44H50V41H49V40H47ZM105 41H106V40H105ZM113 41H114V40H113ZM148 41H149V40H148ZM185 41H186V40H185ZM208 41H209V40H208ZM218 41H219V40H218ZM31 42H32V41H31ZM41 42H42V41H41ZM84 42H85V41H84ZM93 42H94V41H93ZM140 42H141V41H140ZM171 42H173V41H171ZM174 42H175V41H174ZM176 42H177V41H176ZM219 42H220V41H219ZM1 43H2V42H1ZM81 43H82V42H81ZM91 43H92V42H91ZM94 43H95V42H94ZM104 43H106V42H104ZM149 43H150V42H149ZM159 43L162 44V42H159ZM169 43H170V42H169ZM169 43H168V44H169ZM180 43H181V42H180ZM196 43H197V42H196ZM224 43H225V42H224ZM36 44H37V43H36ZM155 44H156V43H155ZM168 44H167V45H168ZM171 44H172V43H171ZM178 44H179V43H178ZM197 44H198V43H197ZM197 44H196V45H197ZM221 44H222V43H221ZM38 45H39V44H38ZM42 45H43V44H42ZM47 45H48V44H47ZM52 45H53V44H52ZM90 45H91V44H90ZM151 45H152V44H151ZM192 45L195 46V43H192ZM39 46H40V45H39ZM169 46H171V45H169ZM21 47H22V45H21ZM23 47H24V45H23ZM23 47H22V48H23ZM35 47H36V46H35ZM81 47H82V46H81ZM81 47H80V48H81ZM162 47H163V46H162ZM164 47H165V46H164ZM177 47H178V46H177ZM188 47H189V46H188ZM202 47H203V46H202ZM3 48H4V47H3ZM18 48H19V47H18ZM25 48H26V47H25ZM58 48H59V47H58ZM101 48H102V47H101ZM101 48H100V49H101ZM103 48H104V47H103ZM153 48H154V47H153ZM240 48H241V47H240ZM242 48H243V46H242ZM39 49H40V48H39ZM75 49H76V48H75ZM83 49H84V48H83ZM165 49H167V48H165ZM170 49H171V48H170ZM192 49H193V48H192ZM202 49H203V48H202ZM0 50H1V48H0ZM78 50H81V49H78ZM78 50H77V51H78ZM98 50H99V49H98ZM101 50H103V49H101ZM107 50H108V49H107ZM117 50H118V49H117ZM200 50H201V49H200ZM203 50H204V49H203ZM57 51H58V50H57ZM87 51H88V50H87ZM103 51H104V50H103ZM103 51H102V52H103ZM105 51H106V50H105ZM157 51H158V50H157ZM187 51H189V50H187ZM1 52H2V51H1ZM39 52H40V51H39ZM39 52H38V53H39ZM41 52H43V49H42ZM65 52H67V51H65ZM79 52H80V51H79ZM81 52H82V51H81ZM83 52H84V51H83ZM83 52H82V53H83ZM117 52H118V51H117ZM226 52H227V51H226ZM10 53H11V52H10ZM44 53H45V52H44ZM67 53H68V52H67ZM74 53H76V52H74ZM107 53H110V51L107 52ZM83 54H84V53H83ZM86 54H87V53H86ZM191 54H192V53H190V55H191ZM232 54H233V53H232ZM3 55H4V54H3ZM46 55H47V53H46ZM67 55H68V54H67ZM67 55H66V56H67ZM87 55H89V54H87ZM98 55H100V54H98ZM120 55H121V54H120ZM239 55H240V54H239ZM8 56H9V55H8ZM47 56H48V55H47ZM49 56H50V55H49ZM76 56H77V54H76ZM107 56H108V55H107ZM241 56L243 57V55H241ZM22 57H23V56H22ZM77 57L79 58V56H77ZM105 57H106V56H105ZM164 57H165V56H164ZM236 57H238V56H236ZM9 58H11V57H9ZM43 58H44V57H43ZM43 58H42V59H43ZM90 58H91V57H90ZM94 58H95V56H94ZM119 58H120V57H119ZM165 58H166V57H165ZM212 58L214 59V57H212ZM239 58H240V57H239ZM2 59H3V58L1 57L0 60H2ZM21 59H22V58H21ZM21 59H20V60H21ZM36 59L38 60V58H36ZM40 59H41V58H40ZM110 59H111V58H110ZM193 59L195 60V58H193ZM20 60L18 61L19 65H20V63H21ZM31 60H32V59H31ZM31 60H25V62H23V63H24L25 66H26V65H28V64H26V63H27L28 61H31ZM33 60H34V59H33ZM73 60H74V59H73ZM87 60H88V59H87ZM91 60H92V59H91ZM100 60H101V58H100ZM111 60H112V59H111ZM221 60H222V59H221ZM221 60H220V61H221ZM238 60H239V59H238ZM5 61H6V60H5ZM14 61H17V60H14ZM40 61H41V60H40ZM42 61H46V62H48V60H42ZM42 61H41V64H42ZM84 61H85V60H84ZM88 61H89V60H88ZM220 61H219V64L217 63L218 65H221V62H220ZM240 61H241V60H240ZM6 62H8V61H6ZM6 62L4 63V61H3L4 64H6ZM12 62H13V61H12ZM35 62H36V63H35ZM35 62H34L35 65H33V64H32V65L36 67L37 61H35ZM98 62H99V61H98ZM101 62H102V61H101ZM10 63H11V62H10ZM15 63H16V62H14V64H15ZM18 63H16L15 65H17ZM23 63H22V64H23ZM31 63H33V62H31ZM31 63H29V64H31ZM43 63H44V62H43ZM51 63H53V62H51ZM56 63H57V62H56ZM85 63H86V61H85ZM233 63H234V62H233ZM238 63H239V62H238ZM1 64H2V62H1ZM22 64H21V67L24 68L25 66H23ZM93 64H94V63H93ZM114 64H115V63H114ZM186 64H187V63H186ZM206 64H207V63H206ZM32 65H31V66H32ZM38 65H40V64H38ZM44 65L46 66V64H44ZM60 65H61V64H60ZM115 65H117V64H115ZM118 65H119V64H118ZM152 65H153V64H152ZM208 65H209V64H208ZM231 65H233V64L231 63ZM236 65H237V64H236ZM40 66H41V65H40ZM62 66H63V65H62ZM119 66H120V65H119ZM135 66H136V65H135ZM142 66H143V65H142ZM150 66H151V65H150ZM214 66H215V65H214ZM234 66H235V65H234ZM9 67H10V66H9ZM16 67H17V66H16ZM29 67H30V65L28 66V68H29ZM42 67H43V65H42ZM48 67H49V66H48ZM48 67H47V68H48ZM65 67H66V66H65ZM106 67H107V65H106ZM215 67H216V66H215ZM223 67L225 68L226 66H222V68H223ZM248 67H249V66H248ZM25 68H26V67H25ZM33 68H34V67H33ZM37 68H38V67H37ZM44 68H45V67H44ZM47 68H46V70H47ZM49 68H51V66H50ZM49 68H48V69H49ZM53 68H54V67H53ZM55 68H56V67H55ZM72 68H73V67H72ZM74 68H75V67H74ZM92 68H93V67H92ZM112 68H113V67H112ZM114 68H115V67H114ZM116 68H117V67H116ZM171 68H173V67H171ZM222 68H221V70H222ZM224 68H223V69H224ZM234 68H235V67H234ZM234 68H232V69H234ZM238 68H239V67H238ZM12 69H14V68H12ZM29 69H30V68H29ZM41 69H42L41 67H40V69H38V70L41 72V74H42V73H45V72H42ZM99 69H100V68H99ZM124 69H125V68H124ZM217 69H218V68H217ZM9 70H10V69H9ZM16 70H18V69H16ZM21 70H22V69H21ZM21 70H20V71H21ZM32 70H33V69H32ZM46 70H45V71H46ZM49 70H50V69H49ZM56 70H57V69H56ZM63 70H66V69H63ZM113 70H115V69H113ZM139 70H140V69H139ZM174 70H175V69H174ZM210 70H211V69H210ZM229 70H230V69H229ZM247 70H248V68H247ZM10 71H11V70H10ZM14 71H15V70H14ZM27 71H28V70H27ZM36 71H37V69H36ZM47 71H48V70H47ZM47 71H46V72H47ZM53 71H55V70H53ZM77 71H78V70H77ZM96 71H98V70H96ZM105 71H106V70H105ZM137 71H138V70H137ZM199 71H200V70H199ZM17 72H18V71H17ZM17 72H15V73H17ZM23 72H24V69H23ZM32 72H33V71H32ZM32 72H30V73H32ZM34 72H35V68H34ZM34 72H33V73H34ZM40 72H38V73H40ZM70 72H71V71H70ZM86 72H87V71H86ZM93 72H94V71H93ZM106 72H107V71H106ZM133 72H134V71H133ZM145 72H146V71H145ZM215 72H216V71H215ZM215 72H214V74H215ZM239 72H240V71H239ZM11 73H12V72H11ZM26 73H27V72H26ZM28 73H29V72H28ZM47 73H49V72H47ZM47 73H45V74L47 75ZM51 73H52V72H51ZM53 73H54V72H53ZM91 73H92V72H91ZM98 73H99V72H98ZM98 73H97V74H98ZM110 73H111V72H110ZM126 73H127V72H126ZM142 73H143V72H142ZM146 73H147V72H146ZM173 73H174V72H173ZM216 73H217V72H216ZM218 73H219V72H218ZM220 73H221V72H220ZM225 73H227V72H225ZM243 73H245V72H243ZM246 73H247V72H246ZM68 74H69V73H68ZM68 74H65V76H67ZM71 74H72V76H73V73H71ZM79 74H80V72H79ZM81 74H82V73H81ZM106 74H107V73H106ZM249 74H250V73H249ZM256 74H257V73H256ZM256 74H254V75L256 76ZM33 75H34V74H31V77H32ZM35 75H36V74H35ZM74 75H75V73H74ZM160 75H161V74H160ZM217 75H218V74H217ZM219 75H220V77H221V76H222V73L219 74ZM228 75H229V74H228ZM247 75H248V74H247ZM261 75H262V73H261ZM21 76H25V74H23V75L21 74ZM28 76L30 77V74H29ZM36 76H37V75H36ZM36 76H35V78H36ZM40 76H42V75H40ZM49 76H50V75H49ZM63 76H64V74H63ZM68 76H69V75H68ZM75 76H76V75H75ZM95 76H96V75H95ZM102 76H103V75H102ZM108 76H109V75H108ZM119 76H120V75H119ZM119 76H117V77H119ZM130 76H131V75H130ZM142 76H143V75H142ZM156 76H158V75L156 74ZM242 76H243V75H242ZM255 76H254V77H255ZM14 77H15V76H14ZM26 77H27V76H26ZM26 77H25V78H26ZM33 77H34V76H33ZM37 77H38V76H37ZM50 77H52V76H50ZM50 77H47V79L50 78ZM58 77H59V76H58ZM69 77H70V76H69ZM159 77H160V76H159ZM215 77L217 78V76H215ZM259 77H260V76H259ZM35 78H33V79H35ZM38 78H39V77H38ZM38 78H37V79H38ZM66 78H67V77H66ZM76 78H77V77H76ZM79 78H81V77H79ZM86 78H87V75H86ZM205 78H206V77H205ZM212 78H213V77H212ZM216 78H215V79H216ZM222 78L225 79L224 76H223ZM222 78H221V79H222ZM229 78H230V77H229ZM232 78H233V77H232ZM238 78H239V77H238ZM240 78H243V77H240ZM246 78H247V76H246ZM252 78H253V77H252ZM252 78H251V79H252ZM27 79H28V77H27ZM30 79H31V78H30ZM37 79L35 80L36 83L38 82ZM40 79H41V77H40ZM40 79H38V80L40 81ZM44 79H45V78H44ZM44 79H43V80H44ZM64 79H65V78H64ZM67 79H68V78H67ZM104 79H106V78H104ZM108 79H109V78H108ZM120 79H121V78H120ZM179 79H180V78H179ZM209 79H210V78H209ZM235 79H236V78H235ZM244 79H245V78H244ZM251 79H250V80H251ZM16 80H17V79H16ZM16 80H15V81H16ZM18 80H19V79H18ZM18 80H17V81H18ZM24 80H26V79H24ZM62 80H63V78H62ZM62 80H61V81H62ZM65 80H66V79H65ZM65 80L63 81V84H64L65 82H68V81H69V80H68V81H65ZM73 80H75V79H73ZM73 80H72V81H73ZM77 80H78V79H77ZM88 80H89V79H88ZM111 80H112V79H111ZM123 80H124V79H123ZM127 80H128V79H127ZM127 80H126V81H127ZM129 80H130V79H129ZM177 80H178V79H177ZM218 80H220V79H218ZM253 80H254V78H253ZM256 80H257V79H256ZM28 81L30 82V80H28ZM32 81H33V80H31V84L34 83V81H33V82H32ZM72 81H69V82L72 84ZM83 81H84V80H83ZM86 81H87V80H86ZM90 81H91V80H90ZM116 81H117V80H116ZM160 81H161V80H160ZM210 81H211V80H210ZM212 81L214 82V79H213ZM226 81H227V80H226ZM229 81H231V78H230ZM235 81H236V80H235ZM242 81H243V80H242ZM245 81H249V80L246 79ZM257 81H258V80H257ZM18 82H19V81H18ZM41 82H42V81H41ZM41 82H40V83H41ZM74 82H75V81H74ZM87 82H88V81H87ZM87 82H85V83H87ZM158 82H159V81H158ZM216 82H217V80H216ZM220 82H221V81H219V83H220ZM224 82H225V81H224ZM258 82L260 83V81H258ZM26 83H27V82H26ZM40 83H39V84L37 83V84H38V87H39V85L42 86V84H43V83H42V84H40ZM47 83H49V82H47ZM47 83L45 84L46 87H47ZM58 83L61 84L62 82H58V81H57L56 84H58ZM76 83H77V81H76ZM80 83H81V82H80ZM83 83H84V82H83ZM91 83H92V82H89V84H91ZM133 83H135V82H133ZM133 83H132V84H133ZM219 83H218V82H217L216 84L214 83V84H213L214 87H215V85H216L217 87L220 86ZM230 83H231V82H230ZM245 83H246V82H245ZM251 83L253 84V82H251ZM19 84H20V83H19ZM27 84H28V83H27ZM73 84H74V83H73ZM78 84H79V80H78ZM78 84H76V85L78 86ZM114 84H115V83H114ZM137 84L140 85L139 82H138ZM206 84H207V83H206ZM217 84H218V85H217ZM220 84H221V83H220ZM226 84H227V83H226ZM246 84H247V83H246ZM246 84H245V86H248V85H246ZM248 84H249V83H248ZM252 84H250V85H252ZM262 84H263V83H262ZM16 85L18 86V83H16ZM28 85H30V84H28ZM45 85H44V86H45ZM134 85H136V83H135ZM208 85H209V84H208ZM211 85H212V83H211ZM222 85H223L222 88H224V85H225V84H222ZM222 85H221V86H222ZM228 85H229V84H228ZM243 85H244V84H243ZM253 85H254V84H253ZM32 86H33V85H31V87H32ZM36 86H37V85H36ZM48 86H51V85L49 84ZM61 86L63 87V85H61ZM67 86H69L68 83H66L65 87H67ZM73 86H75V84H74ZM87 86H88V85H87ZM221 86H220V88H221ZM235 86H236V85H235ZM239 86H240V85H239ZM241 86H242V85H241ZM255 86H259V85H255ZM255 86H254V87H255ZM21 87H22V86H21ZM34 87H35V84H34V86L32 87V90L34 89ZM38 87H35L37 92L39 91ZM58 87H60V85H59ZM62 87H61V88H62ZM65 87H63V88H65ZM89 87H90V86H89ZM91 87H92V85H91ZM173 87H174V86H173ZM208 87H209V86H208ZM228 87H229V86H228ZM230 87H231V86H230ZM250 87H251V86H250ZM25 88H26V86L24 87V90H25ZM70 88H71V87H70ZM70 88H69V89H70ZM75 88H76V87H75ZM80 88H81V87H80ZM85 88H86V87H85ZM93 88H94V87H93ZM132 88H133V87H132ZM155 88H156V87H155ZM177 88H178V87H177ZM233 88H234V87H233ZM233 88H232V90H233ZM235 88H236V87H235ZM27 89H28V88H27ZM27 89H26V91H27ZM42 89H45V88H44V87H42V88L40 87V90H42ZM49 89H51V88L49 87ZM49 89L46 90V91H49ZM73 89H74V88H73ZM182 89H183V88H182ZM184 89H185V88H184ZM212 89H213V88H212ZM214 89H216V88H214ZM214 89H213V90H214ZM225 89H226V88H224L223 91H224ZM237 89H238V88H237ZM71 90H72V89H71ZM76 90H78V89H76ZM82 90H86V89H82ZM87 90H88V87H87ZM101 90H102V89H101ZM133 90H134V89H133ZM154 90H155V89H154ZM166 90H167V89H166ZM171 90H175V89H171ZM171 90H170V91H171ZM216 90H219V89L217 88ZM220 90H221V89H220ZM220 90H219V91H220ZM52 91H53V90L51 89V90H50V93H51ZM56 91H57V90H56ZM60 91H61V90H59L58 92L60 93ZM65 91H66V92H69L67 89H66ZM65 91H64V93H65ZM96 91H97V90H96ZM96 91L94 92L95 94H96ZM206 91H207V90H206ZM223 91H221V92H223ZM240 91H241V90H240ZM22 92H23V90H22ZM28 92H29V91H28ZM34 92H35V91H34ZM37 92H36V94H40L42 91H41V92L39 91V93H37ZM44 92H45V91L43 90V94H44ZM71 92H72V91H71ZM74 92H75V91H74ZM74 92H73V93H74ZM76 92H77V91H76ZM76 92H75V93H76ZM101 92H102V91H101ZM171 92H172V91H171ZM175 92H176V90H175ZM190 92H192V90H191ZM221 92H219V93H221ZM244 92H245V91H244ZM247 92H248V90H247ZM252 92H253V91H252ZM32 93H33V91H32ZM48 93H49V92H48ZM82 93H83V92H82ZM98 93H100V92H98ZM105 93H106V92H105ZM137 93H138V92H137ZM169 93H170V92H169ZM211 93H212V91H211ZM216 93H217V91H216ZM231 93H232V92H231ZM237 93H238V92H237ZM253 93H254V92H253ZM257 93H258V92H257ZM261 93H262V92H261ZM30 94H31V92H30ZM51 94H53V92H52ZM67 94H68V93H67ZM70 94H71V93H69V95H67V96H69L68 98H70V96H71ZM79 94H80V93H79ZM83 94H84V93H83ZM89 94H90V92H89ZM100 94H102V93H100ZM100 94H99V95H100ZM107 94L110 95L109 93H107ZM112 94H113V93H112ZM213 94H214V93H213ZM223 94L226 95V93H223ZM223 94H222V96H223ZM239 94H242V93H239ZM258 94H259V93H258ZM27 95H29V94H27ZM32 95H33V94H32ZM44 95H47V93H45ZM57 95H58V94H57ZM181 95H182V94H181ZM181 95H177V96H181ZM217 95H218V94H217ZM253 95H254V94H253ZM256 95H257V94H256ZM259 95H261V94H259ZM259 95H258V96H259ZM37 96H38V95H36V100H37ZM39 96H40V95H39ZM54 96H55V95H54ZM58 96H59V95H58ZM62 96H63V95H61V97H62ZM77 96H78V95H77ZM89 96L91 97V95H89ZM110 96H112V95H110ZM137 96H138V95H137ZM209 96H211V95H209ZM222 96H220L221 99H222ZM226 96H227V95H226ZM230 96H231V95H230ZM234 96H235V95H234ZM261 96H262V95H261ZM261 96H260V97H261ZM263 96H264V94H263ZM30 97H33V96H30ZM34 97H35V95H34ZM42 97H43V99H45L44 96H42ZM46 97H47V96H46ZM52 97H53V96H52ZM79 97H80V95H79ZM138 97H139V96H138ZM244 97H246V96H244ZM244 97H243V98H244ZM55 98H56V97H55ZM57 98H60V96L57 97ZM57 98H56V100H57ZM64 98H66V94H65ZM68 98H67V100H68ZM218 98H219V97H218ZM225 98H226V97H225ZM228 98H231V97H227V99H228ZM232 98H233V97H232ZM232 98H231V99H232ZM237 98H238V97H237ZM250 98H251V97H250ZM253 98H254V97H253ZM32 99H33V98H32ZM39 99H40V98H39ZM39 99H38V100H39ZM47 99H49V98H47ZM51 99H52V98H51ZM212 99L216 100L217 98H216L215 96H214V98H213V95H212ZM219 99H220V98H219ZM219 99H218V100H219ZM235 99H236V98H235ZM235 99L233 98L234 101H235ZM254 99H255V98H254ZM40 100H41V99H40ZM40 100H39V101H40ZM52 100H54V102L56 101V100L54 99V97H53ZM59 100H60V99H59ZM59 100H58V102H59ZM61 100H62V99H61ZM63 100H64V99H63ZM63 100H62V101H63ZM67 100H66V101H67ZM92 100H93V99H92ZM225 100H226V99H225ZM239 100H240V99H239ZM241 100H242V99H241ZM262 100H263V99H262ZM41 101L43 102L44 100H41ZM62 101H61V103H62ZM70 101H72V100H70ZM114 101H115V99H114ZM210 101H212V100H210ZM219 101H220V100H219ZM226 101H227V100H226ZM231 101H232V100H231ZM234 101H233V102H234ZM250 101H251V100H250ZM259 101H260V100H259ZM48 102H49V101H48ZM48 102H47V103H48ZM54 102L52 103L53 105H55ZM63 102H64V101H63ZM67 102H68V101H67ZM203 102H204V101H203ZM217 102H218V101H217ZM221 102H223V99H222ZM224 102H225V101H224ZM227 102H228V101H227ZM233 102H232V103H233ZM43 103H44V102H43ZM50 103H51V101H50ZM50 103H49V104H50ZM56 103H57V102H56ZM70 103L72 104V102H70ZM170 103H171V102H170ZM225 103H226V102H225ZM230 103H231V102H230ZM236 103H238L237 100H236ZM250 103H251V102H250ZM58 104H59V103H58ZM63 104L66 105V103H63ZM71 104H70V105H71ZM79 104H80V103H79ZM79 104H76V106L79 105ZM200 104H201V103H200ZM209 104H211V102H210ZM255 104H256V103H255ZM36 105H37V104H36ZM44 105H46V103H44ZM50 105H51V104H50ZM56 105H57V104H56ZM70 105H69V106H70ZM211 105H212V104H211ZM214 105H215V104H214ZM220 105H221V104H220ZM236 105H237V104H236ZM236 105H235V106H236ZM238 105H240V104L238 103ZM238 105H237V106H238ZM256 105H257V104H256ZM71 106H72V105H71ZM76 106H75V107H76ZM82 106H83V104H82ZM84 106H85V105H84ZM120 106H121V105H120ZM120 106H119V107H120ZM132 106H133V105H132ZM212 106H213V105H212ZM215 106H217V104H216ZM226 106H227V105H226ZM229 106H230V104L228 105V107H229ZM241 106H242V105H241ZM250 106H252V105H250ZM47 107H48V106H47ZM80 107H81V106L76 107V108H80ZM208 107H209V106H208ZM232 107H233V106H232ZM242 107H243V106H242ZM245 107H247V106H245ZM30 108H31V110H32V109H33V106L29 107L28 109H30ZM39 108H40V107H39ZM55 108H56V107H55ZM55 108L52 109L53 112H55V111H57V110H58V112H59V111L61 110V109L59 110L58 108H57V109H55ZM60 108H61V107H60ZM69 108H70V107H69ZM81 108H82V107H81ZM81 108H80V110H83V109H81ZM89 108H90V107H89ZM128 108H129V107H128ZM132 108H133V107H132ZM210 108H212V107H210ZM220 108H221V107H220ZM239 108H240V106H239ZM243 108H244V107H243ZM251 108H252V107H251ZM256 108H257V107H256ZM28 109H27V110H28ZM50 109H51V108H50ZM54 109H55V110H54ZM62 109H63V108H62ZM67 109H68V108H67ZM138 109H139V108H138ZM235 109H236V108H234V110H235ZM237 109H238V107H237ZM246 109H247V108H246ZM249 109H250V108H249ZM31 110H28V111L32 112ZM39 110H40V109H39ZM39 110H38V111H39ZM73 110H74V109H73ZM77 110H79V109H77ZM127 110H128V109H127ZM221 110H222V109H221ZM221 110H220V111H221ZM224 110H225V109H224ZM234 110H232V111H234ZM240 110H242V108H241ZM36 111H37V110H36ZM44 111H47V110H44ZM65 111H66V109H65ZM65 111H64V112H65ZM68 111H69V110H68ZM83 111H84V112H83ZM83 111H82L81 113H86V112H85L86 110H83ZM209 111H210V110H209ZM236 111H237V110H236ZM243 111H244V110H243ZM243 111H242V112H243ZM30 112H29L28 116L32 115V117H30V118H34V117H33V114H34V113L32 112L33 114H32V113L30 114ZM34 112H35V110H34ZM39 112H41L40 114H42V115H40ZM39 112H38V114H39L40 119H41V116L46 117V115L50 114V113L47 114L48 111L45 112L46 115H45L42 111H39ZM64 112H59V113H60V114H61V113L64 114ZM206 112H208V111H206ZM221 112H222V111H221ZM244 112H245V111H244ZM74 113H75V112H74ZM77 113L79 114L80 112H77ZM211 113H212V111H211ZM213 113H215V112H213ZM213 113H212V115H213ZM238 113H241V112H238ZM248 113H249V112H248ZM250 113H252V112L250 111ZM25 114H26V113H25ZM43 114H44V115H43ZM53 114H55V113H53ZM56 114H57V113H56ZM56 114H55V115H56ZM63 114H62V115H63ZM68 114H70V112H68ZM68 114H67V115H68ZM87 114H88V113H87ZM118 114H119V113H118ZM192 114H193V113H192ZM205 114H206V113H204V116H206ZM218 114H219V112H218ZM222 114H224V113L222 112ZM225 114H226V113H225ZM227 114H228V113H227ZM236 114H237V113L233 114V112H232V114H230V115H231V116H232V115L235 116ZM241 114H242V113H241ZM244 114H245V113H244ZM244 114H243V115H244ZM252 114H253V113H252ZM252 114H251V116H252ZM50 115H51V114H50ZM67 115H66V116H67ZM70 115H71V114H70ZM85 115H86V114H85ZM88 115H90V114H88ZM120 115H121V114H120ZM133 115H134V114H133ZM247 115H248V114L246 113V117H247ZM254 115H255V114H254ZM26 116H27V115H26ZM34 116L36 117L35 114H34ZM72 116H73V115H72ZM74 116H76V114H75ZM79 116H80V115H79ZM79 116H78V117H79ZM82 116H84V115L82 114ZM222 116H223V115H222ZM224 116H226V115H224ZM234 116L231 117V120L234 119ZM39 117H38V118H39ZM55 117H56V116H55ZM80 117H81V116H80ZM80 117H79V118H80ZM99 117H100V116H99ZM128 117H129V116H128ZM202 117H203V114H202ZM206 117H207V116H206ZM209 117L211 118V116H209ZM209 117H207V118L209 119ZM228 117H229V116H228ZM248 117H249V116H248ZM248 117H247V118H248ZM254 117H255L254 119L256 120V116H254ZM262 117H263V116H262ZM61 118H62V117H61ZM81 118H82V119H85V118H83V117H81ZM87 118H88V117H87ZM89 118H90V117H89ZM97 118H98V117H97ZM203 118L205 119V117H203ZM203 118H202V119H203ZM207 118H206V119H207ZM236 118H237V117H236ZM249 118H250V117H249ZM249 118H248V119H249ZM260 118H261V117H259V119H260ZM40 119H39V120H40ZM44 119H45V118H44ZM54 119H55V118H54ZM114 119H115V118H114ZM121 119H122V118H121ZM121 119L119 120V117H118V119H116V120H119V123H120V121H122ZM208 119H207V120H208ZM220 119H222V118H220ZM229 119H230V118H229ZM229 119H225L226 122H227ZM243 119H246V118H245V115H244V118H243ZM251 119H252V118H251ZM32 120H33V119H32ZM34 120H37V119L35 118ZM42 120H43V118H42ZM130 120H131V117H130ZM138 120H139V119H138ZM210 120H211V119H210ZM235 120H237V119H235ZM238 120H240V119L238 118ZM24 121H25V120H24ZM57 121H60V119L57 120ZM62 121H63V119H62ZM71 121H72V120H71ZM78 121H79V120H78ZM95 121L99 122L98 119L95 120ZM102 121H103V120H102ZM102 121H101V122H102ZM133 121H135V119H134ZM197 121H199V119H198ZM208 121H209V120H208ZM214 121H215V119H214ZM263 121H264V120H263ZM263 121H262V122H263ZM27 122H28V121H27ZM33 122H34V121H33ZM36 122H37V123H38V122H41V123H42V121H38V120H37ZM43 122L45 123L46 121H43ZM48 122L51 124V122L47 120V123H46L45 125H47ZM63 122H64V121H63ZM106 122H107V121H106ZM106 122L104 121V123H106ZM115 122L118 123V121H115ZM140 122H141V121H140ZM249 122H251V121H249ZM256 122H258V121L256 120ZM256 122H254V123H256ZM34 123H35V122H34ZM53 123H54V122H52V124H51L50 126H52ZM60 123H62V122H60ZM104 123H102V124H104ZM122 123H123V122H122ZM124 123H125V122H124ZM124 123H123V124H124ZM136 123H137V122H136ZM145 123H146V126H148L149 128L151 127V126H149L150 124L147 125V122H146V121H145ZM148 123H150V122H148ZM211 123H212V120H211ZM229 123H230V120H229ZM232 123H233V122H231L230 124H232ZM263 123H264V122H263ZM39 124H40V123H39ZM63 124H64V123H63ZM67 124H68V123H67ZM85 124H86V123H85ZM85 124H84V125H85ZM215 124H216V122H215ZM233 124H234V123H233ZM233 124H232V127L235 125V124H234V125H233ZM237 124H238V123H237ZM248 124H249V123H248ZM124 125H125V124H124ZM142 125H143V124H142ZM142 125H141V126H142ZM144 125H145V124H144ZM151 125H152V123H151ZM154 125H155V124H153V126H154ZM160 125H161V124H160ZM160 125H159V126H160ZM208 125H209V124H208ZM210 125H211V124H210ZM212 125H213V124H212ZM216 125H217V124H216ZM221 125H222V127H224V126H223V122H222ZM221 125H220V126H221ZM227 125H228V124H227ZM227 125L225 124L226 127H227ZM242 125H243V124H242ZM249 125H250V124H249ZM64 126H68V125H64ZM80 126H83V124H82V125L80 124ZM90 126H91V125H90ZM122 126H123V125H122ZM125 126H127V125H125ZM136 126H137V125H136ZM157 126H158V125H157ZM197 126H198V125H197ZM218 126H219V125H218ZM239 126H240V125H239ZM263 126H264V125H263ZM62 127H63V126H62ZM68 127H69V126H68ZM84 127H85V126H84ZM120 127H121V126H120ZM142 127H144V126H142ZM154 127H155V126H154ZM164 127H165V126H164ZM195 127H196V126H195ZM199 127H200V126H199ZM201 127L203 128L202 123H201ZM212 127H213V126H212ZM215 127H217V126H215ZM226 127H225V128H226ZM242 127H243V126H242ZM256 127H257V126H256ZM31 128H32V127H31ZM34 128H35V126H34ZM46 128H47V127H46ZM48 128H49V127H48ZM48 128H47V129H48ZM60 128H61V127H60ZM70 128H71V127H70ZM82 128H83V127H82ZM36 129H37V128H36ZM49 129H52V128H49ZM49 129H48V130H49ZM73 129H74V128H73ZM80 129H81V127H80ZM94 129H95V128H94ZM125 129H126V127H125ZM141 129H142V128H141ZM144 129H145V128H144ZM144 129H143V130H144ZM241 129H242V128H241ZM249 129H250V128H249ZM75 130H76V129H75ZM91 130H92V129H91ZM95 130H96V129H95ZM97 130H98V129H97ZM117 130H118V129H117ZM151 130H152V129H151ZM212 130H214V129H212ZM226 130H227V129H226ZM257 130H259V129H257ZM257 130H256V131H257ZM50 131H51V130H50ZM80 131L83 132V130H80ZM199 131H200V130H199ZM234 131H235V130H234ZM245 131H246V130H245ZM74 132H75V131H74ZM98 132H100V130H99ZM98 132H97V133H98ZM118 132H119V131H118ZM183 132H184V131H183ZM208 132H209V131H208ZM262 132H264V131H262ZM85 133L87 134V132L84 131L83 134H85ZM88 133H89V132H88ZM95 133H96V132H95ZM142 133H143V132H142ZM214 133H215V132H213V134H214ZM218 133L221 134L220 132H218ZM223 133H224V132H223ZM15 134H17V133H15ZM26 134H27V133H26ZM41 134H42V133H41ZM41 134H40V135H41ZM98 134H100V133H98ZM131 134H132V133H131ZM161 134H162V133H161ZM215 134H216V133H215ZM240 134H241V133H240ZM254 134H255V133H254ZM262 134H264V133H262ZM262 134H261V135H262ZM19 135H20V134H18V136H19ZM24 135H25V133H24ZM24 135H23V136H24ZM53 135H54V134H53ZM55 135H56V134H55ZM55 135H54V136H55ZM58 135H61V133L58 134ZM69 135H70V134H69ZM75 135H76V137H77V136L79 137L80 134H78V135L75 134ZM90 135H91V134H90ZM100 135H101V134H100ZM177 135H178V134H177ZM209 135H211V134H209ZM26 136L28 137V135H26ZM41 136H42V135H41ZM48 136H49V135H48ZM50 136H51V135H50ZM50 136H49V137H50ZM63 136H64V134H63ZM96 136H98V135H96ZM169 136H170V135H169ZM202 136H204V135L202 134ZM205 136H206V135H205ZM224 136H225V134H224ZM240 136H241V135H240ZM256 136H257V135H256ZM21 137H22V135H21ZM29 137H30V136H29ZM42 137H43V136H42ZM57 137H59V136H57ZM60 137H61V136H60ZM64 137H65V136H64ZM66 137H67V136H66ZM74 137H75V136H74ZM88 137H89V136H88ZM104 137H105V135H104ZM173 137H174V136H173ZM209 137H210V136H209ZM211 137H213V136L211 135ZM234 137H235V136H234ZM261 137H264V135L261 136ZM14 138L17 139V138H19V137L15 136ZM30 138H31V137H30ZM43 138H44V137H43ZM52 138H53V137H52ZM61 138H62V137H61ZM81 138H83V137H81ZM86 138H87V136H86ZM100 138H101V137H100ZM160 138H161V137H160ZM162 138H163V137H162ZM195 138H196V137H195ZM206 138H207V136H206ZM257 138H259V137H257ZM37 139H38V137H37ZM40 139H41V138H40ZM40 139H39V141H40ZM48 139H49V138H48ZM58 139H60V138H58ZM67 139H68V138H67ZM67 139H65V140H67ZM77 139L79 140L80 138H77ZM169 139H170V138H169ZM234 139H236V138H234ZM24 140H25V138H24ZM26 140H28V139H26ZM56 140H57V139H56ZM61 140H62V139H61ZM86 140H87V139H86ZM89 140H90V139H89ZM174 140H175V139H174ZM177 140H178V139H177ZM179 140L181 141V139H179ZM179 140H178V141H179ZM210 140H211V139H210ZM214 140H216V141L218 142V138H216V139L214 138ZM219 140H220V139H219ZM256 140H257V139H256ZM256 140H255V141H256ZM259 140H260V138H259ZM4 141H5V139H4ZM31 141H32V138L30 139V142H31ZM41 141H42V140H41ZM41 141H40V142H41ZM46 141H47V140H46ZM52 141H55V140L52 139ZM62 141H64V140H62ZM79 141H80V140H79ZM81 141H82V140H81ZM91 141H92V140H91ZM109 141H113V139H112V140H109ZM109 141H108V142H109ZM124 141H125V140H124ZM178 141H176V142L178 143ZM180 141H179V142H180ZM225 141H226V140H225ZM253 141H254V140H253ZM34 142H38V141H36V139H35ZM34 142L32 141V144H33ZM40 142H39V143H40ZM50 142H51V140H50ZM59 142H61V141H59ZM65 142H72V141L68 140V141H65ZM155 142H156V141H155ZM194 142H195V141H194ZM256 142H257V141H256ZM47 143H48V142H47ZM54 143H55V142H54ZM57 143H58V142H57ZM61 143H62V142H61ZM84 143H85V142H84ZM84 143H83V144H84ZM89 143H90V142H89ZM112 143H113V142H112ZM136 143H137V142H136ZM171 143H173V141H172ZM180 143H182V141H181ZM183 143H184V142H183ZM191 143H193V142H191ZM215 143H216V142H215ZM218 143H220V142H218ZM230 143H231V142H230ZM233 143H236V142H233ZM233 143H232V144H233ZM30 144H31V143H30ZM55 144H56V143H55ZM55 144H53V145H55ZM58 144H59V143H58ZM63 144H64V143H63ZM63 144H61V145L63 146ZM66 144H68V143H66ZM74 144H76V143H73V147L76 146V145L74 146ZM115 144H116V143H115ZM173 144H174V143H173ZM236 144H237V143H236ZM0 145H1V144H0ZM6 145H7V142H6ZM33 145H35V144H33ZM40 145H41V143H40ZM61 145L59 146V148H61ZM64 145H65V144H64ZM80 145H81V144H80ZM84 145H85V144H84ZM84 145H83V147H84ZM169 145H170V144H169ZM185 145H186V144H185ZM188 145H189V144H188ZM190 145H191V144H190ZM200 145H201V144H200ZM202 145H203V144H202ZM220 145H221V144H220ZM36 146H37V145H36ZM44 146H45V145H43V147H44ZM56 146H57V145H56ZM66 146H67V145H66ZM81 146H82V145H81ZM85 146H86L87 149H88V146H87V145H85ZM103 146H105V145H103ZM174 146H175V145H174ZM192 146L194 147V145H192ZM234 146H235V145H234ZM1 147H2V145H1ZM4 147H5V146H3V149H2V150H3V151L6 150V153H8L7 151H8V149H10V148L7 149V147H9V146L5 147L6 149H4ZM37 147H38V146H37ZM43 147H41V148H43ZM46 147H47V146H46ZM51 147H53V146H51ZM57 147H58V146H57ZM86 147H84V149H85ZM89 147H90V146H89ZM109 147H110V146H109ZM144 147H145V146H144ZM149 147H151V146H149ZM169 147H170V146H169ZM225 147H226V146H225ZM227 147H228V146H227ZM231 147H232V146H229V148H231ZM245 147H246V146H245ZM44 148H45V147H44ZM75 148H76V147H75ZM77 148H78V145H77ZM175 148H176V147H175ZM191 148H192V147H191ZM204 148H205V147H204ZM217 148H219V146H217ZM232 148H233L232 150H234L235 147H232ZM238 148H239V145H238ZM30 149H31V148H30ZM45 149H47V148H45ZM64 149H65V148H64ZM66 149L68 150V148H66ZM78 149H79V148H78ZM81 149H82V147H81ZM87 149H85V151H86ZM89 149H90V148H89ZM89 149L87 150V152L89 151ZM130 149H131V148H130ZM187 149H188V148H187ZM192 149H193V148H192ZM220 149H221V146H220ZM222 149H223V148H222ZM224 149H225V148H224ZM227 149H228V148H227ZM227 149H225V151H226ZM254 149H255V148H254ZM10 150H11V149H10ZM31 150H32V149H31ZM38 150H39V149H38ZM42 150H43V149H42ZM42 150H40V152H41ZM53 150H55V149H53ZM56 150H58V149H56ZM69 150H70V148H69ZM69 150H68V152H69ZM73 150H74V148H73ZM75 150H76V149H75ZM75 150H74V152H75ZM164 150H166L165 147H164ZM236 150H237V149H236ZM236 150H235V152H236ZM256 150H258V149H256ZM46 151H47V150H46ZM46 151H45L44 155H47V154H46V153H47ZM63 151H64V150H63ZM70 151H71V150H70ZM76 151H77V150H76ZM80 151H81V150H80ZM92 151H93V150H92ZM92 151H91V152H92ZM158 151H160V150H158ZM166 151H167V150H166ZM172 151H173V150H172ZM175 151H176V150H175ZM187 151H188V150H187ZM196 151H197V148H196ZM196 151H195V152H196ZM199 151H200V150H199ZM217 151H218V150H217ZM238 151H239V150H238ZM238 151H237V152H238ZM38 152H39V151H38ZM48 152H50V151H48ZM72 152H73V151H72ZM74 152H73V153H74ZM77 152H78V151H77ZM81 152H83V150H82ZM81 152H80V153L78 152V154H80V156H79V155H76V157H77V156L80 157V158L78 159L79 161H80V159H81V154H82ZM93 152H94V151H93ZM188 152H189V151H188ZM205 152H206V154H207V151H205ZM211 152H212V151H211ZM256 152H257V151H256ZM256 152H255V153H256ZM41 153H42V152H41ZM50 153H51V152H50ZM52 153H53V152H52ZM70 153H71V152H70ZM88 153H89V152H88ZM99 153H100V150H99ZM106 153H107V152H106ZM147 153H149V152H147ZM147 153H146V154H147ZM174 153H175V152H174ZM213 153H214V152H213ZM1 154L3 155V153H1ZM37 154H38V153H37ZM37 154H36V155H37ZM53 154H54V153H53ZM71 154H72V153H71ZM86 154H87V153H86ZM86 154H85V155H86ZM94 154H95V153H94ZM103 154H104V152H103ZM103 154H101V156H102ZM115 154H116V153H115ZM126 154H127V153H126ZM144 154H145V153H144ZM149 154H150V153H149ZM169 154H170V153H169ZM178 154H179V153H178ZM178 154H177V155H178ZM225 154H226V153H225ZM230 154H231V153H230ZM2 155H0V156H2ZM4 155H5V154H4ZM36 155H35V156H36ZM39 155H40V153H39ZM39 155L37 156V158L39 157ZM55 155H56V154H55ZM68 155H69V154H68ZM68 155H66V157H68ZM88 155H89V154H88ZM113 155H114V153H113ZM128 155H129V154H128ZM170 155H171V154H170ZM183 155H184V154H183ZM189 155H192V154L189 153ZM71 156H72V155H71ZM73 156H74V155H73ZM89 156H91V155H89ZM89 156H88V157H89ZM92 156H94L93 158H96L97 155H96V156H95V155H92ZM105 156H108V155H105ZM117 156H118V155H117ZM126 156H127V155H126ZM153 156H156V154H155V155L153 154L152 157H153ZM186 156H188V155H186ZM186 156H185V157H186ZM218 156H219V155H218ZM234 156H236V155H234ZM3 157H4V156H3ZM40 157L43 158L42 161H41V160H40V161L37 160V161H38V162H42L43 164L45 163V165L41 166V168H40L39 170L36 171L31 165H30V166H25V167H28V168H29V167H30V168L32 167L31 169H34V170L36 171V173H37V176H36L35 178H37V179H38L39 181H41V182H42V181H43V182H47L48 180H52V178L54 177V175H57V171L60 170V166H59V164L57 163L58 161H56L55 158H52V159L48 158V159L50 160V162H49V161H48V162H47V161H44V162H43V160L46 159L48 156H47L46 158H44L45 156L42 157V156L40 155ZM51 157H52V156H51ZM56 157H57V156H56ZM66 157H65V158H66ZM69 157H70V156H69ZM83 157H85V156L83 155L82 158H83ZM86 157H87V155H86ZM86 157H85V158H86ZM98 157H99V155H98ZM178 157H180V156H178ZM4 158L6 159L7 157H4ZM9 158H10V157H9ZM41 158H40V159H41ZM60 158H61V157H60ZM72 158H73V157H71V160H72ZM74 158H75V156H74ZM120 158H121V157H120ZM127 158H128V157H127ZM188 158H189V156H188ZM199 158H201L200 155H199ZM203 158H205V157H203ZM206 158H207V157H206ZM231 158H232V157H231ZM234 158H235V157H234ZM244 158H246V157H244ZM0 159H1V157H0ZM7 159H8V158H7ZM33 159H34V157H33ZM99 159H100V157H99ZM101 159H102V158H101ZM101 159H100V160H101ZM103 159H104V158H103ZM106 159H107V158H106ZM114 159H115V158H114ZM117 159H118V158H117ZM139 159H140V158H139ZM152 159H153V158H152ZM178 159H179V158H178ZM180 159H181V158H180ZM182 159H183V158H182ZM192 159H193V158H192ZM197 159H198V158H197ZM1 160H4V159L2 158ZM16 160H17V159H16ZM30 160H31V159H30ZM61 160H62V159H61ZM68 160H69V159H68ZM76 160H77V158H76L73 162H72V161H71V162L74 164V162H75ZM82 160H83V162H84V158H83ZM82 160H81V161H82ZM143 160H144V159H143ZM143 160L140 159V160H137V161H138V163H139V161H143ZM184 160H185V159H184ZM194 160H195L196 163H200V164H198L199 166H200L201 164H203V163H205V164L207 163L206 159H204V161H206V162L202 161V163H201V160H200V161L197 160L198 162L196 161V159H193V161H194ZM263 160H264V159H263ZM4 161H5V160H4ZM4 161H3V163H4ZM7 161H9V159H8ZM13 161H14V160H13ZM22 161H23V160H22ZM81 161H80V165L82 164ZM98 161H99V160H98ZM98 161H97V162H98ZM101 161H102V160H101ZM104 161H105V160H104ZM112 161H113V160H112ZM112 161H111V162H112ZM115 161H117V160L115 159ZM118 161L120 162V160H118ZM121 161H122V160H121ZM133 161H136V160L133 159ZM137 161H136V162H137ZM154 161H155V159H154ZM187 161H188V163H189L188 166H191V165L193 166L194 163L190 164V162H191L190 160H186V162L183 161V164L180 163V165H185L184 162L187 163ZM227 161H228V159H227ZM250 161H251V160H250ZM0 162H1V161H0ZM5 162H6V161H5ZM9 162H10V161H9ZM34 162H35V161H34ZM34 162H33V163H34ZM38 162H36L35 164H37ZM46 162H47V164H46ZM119 162H118V163H119ZM145 162H146V160H145ZM151 162H152V161H151ZM159 162H160V161H159ZM13 163H15V162H13ZM16 163H18V161H17ZM66 163H67V162H66ZM75 163H76V162H75ZM105 163H106V162H105ZM107 163H108V162H107ZM116 163H117V162H116ZM116 163H115V164H116ZM126 163H127V162H126ZM211 163H212V162H211ZM211 163H210V164H211ZM214 163H215V162H214ZM230 163H231V162H230ZM240 163H241V162H240ZM9 164H10V163H9ZM9 164H6V165H9ZM21 164H22V163H21ZM40 164H41V163H40ZM83 164H84V163H83ZM85 164H86V162H85ZM112 164H113V163H112ZM115 164H114V166H116V165H120V166H121L122 163H120V164H116V165H115ZM144 164H145V163H144ZM152 164H153V162H152ZM210 164H206V165H210ZM241 164H242V163H241ZM241 164H240V165H241ZM243 164H246V162H243ZM251 164H252V163H251ZM4 165H5V164H4ZM6 165H5V167H6ZM28 165H29V164H28ZM66 165H67V164H66ZM70 165L73 167V165H72L71 163H69V166H70ZM74 165H75V164H74ZM88 165H89V164H88ZM90 165H91V164H90ZM101 165H102V164H101ZM125 165H126V164H125ZM127 165H128V164H127ZM142 165H143V164H142ZM196 165H197V164H196ZM198 165H197V166H198ZM203 165H204V164H203ZM206 165H205V167H206ZM214 165H216V163H215ZM238 165H239V164H238ZM1 166H3V165H1ZM10 166H11V165H10ZM16 166H17V165H16ZM38 166H39V164H38ZM67 166H68V165H67ZM105 166H107V168L109 169L108 165H105ZM174 166H175V165H174ZM226 166H227V165H226ZM241 166H244V165H241ZM241 166H239V167H241ZM256 166H257V165H256ZM25 167H23V168H25ZM75 167H76V165H75ZM85 167H86V166H85ZM111 167H112V166H111ZM122 167H123V166H122ZM122 167H121V168H122ZM125 167H126V169H127V166H124V169H125ZM207 167H208V166H207ZM207 167H206V169H207ZM217 167H218V166H217ZM244 167H245V166H244ZM3 168H4V167H3ZM3 168H2V169H3ZM82 168H84V167H82ZM87 168L89 169V167H87ZM91 168H92V167H90V169H91ZM139 168H140V166H139ZM139 168H138V169H139ZM141 168H143V166H142ZM197 168H198V167H197ZM208 168H209V167H208ZM218 168H219V167H218ZM230 168H231V167H230ZM242 168H243V167H242ZM258 168H259V167H258ZM84 169H85V168H84ZM88 169H87V170H88ZM92 169H93V168H92ZM95 169H96V168H95ZM114 169L116 170L117 168L115 167ZM114 169H113V171H114ZM124 169H121V170H124ZM131 169H132V168H131ZM138 169H137V170H138ZM182 169H184V168H182ZM198 169H199V168H198ZM204 169H205V168H204ZM263 169H264V168H263ZM0 170H1V169H0ZM3 170H4V169H3ZM23 170H24V169H23ZM34 170H33V171H34ZM119 170H120V169H119ZM127 170H128V169H127ZM176 170H177V169H176ZM210 170L212 171V169H210ZM214 170H215V169H214ZM214 170H213V171H214ZM216 170H217V169H216ZM224 170H226V167H225ZM245 170L250 171V170H248V168H247V169L245 168ZM8 171H9V170H8ZM25 171H26V168H25ZM27 171H28V170H27ZM67 171H68V170H67ZM71 171H72V170H71ZM106 171H107V170H106ZM111 171H112V170H111ZM117 171H118V170H117ZM125 171H126V170H125ZM128 171H129V170H128ZM150 171H152V170H150ZM150 171L148 170V172H150ZM182 171H184V170H182ZM213 171H212V172H213ZM230 171H231V170H230ZM230 171H229V172H230ZM253 171H254V170H253ZM253 171H252L251 173H254ZM1 172H3V171H1ZM10 172H11V171H10ZM15 172H16V171H15ZM17 172H18V170H17ZM17 172H16V173H17ZM19 172H20V171H19ZM21 172H22V170H21ZM30 172H32V171L29 170V173H28V172H25L24 174L28 173V176H29V174H32V175L34 176L33 172H32V173H30ZM61 172H62V171H61ZM65 172H66V171L63 172L64 175L66 174ZM89 172H90V171H89ZM93 172H94V171H93ZM93 172H91V173L93 174ZM102 172H103V170H102ZM115 172H116V171H115ZM120 172H121V171H120ZM123 172H124V171H123ZM130 172H132V171H130ZM130 172H129V173H130ZM136 172H138V171H136ZM184 172H185V171H184ZM198 172H199V171H198ZM198 172H197V173H198ZM209 172H210V171H209ZM216 172H217V171H216ZM221 172H222V171H221ZM221 172H219V173L222 174ZM223 172H224V171H223ZM229 172H228V174H229ZM235 172H236V171H235ZM7 173H8V172H7ZM7 173H6V174H7ZM34 173H35V172H34ZM59 173H60V172H59ZM113 173H114V172H113ZM126 173H128V172L126 171ZM139 173H142V172H139ZM146 173H147V172H146ZM152 173H153V172H152ZM226 173H227V172H226ZM236 173H238V172H236ZM248 173H249V172H248ZM0 174H1V173H0ZM2 174H3V176L5 177V173H2ZM18 174H19V173H17V175H14V174H13V175H14V176H18V177H20L21 174H19L20 176H19ZM22 174H23V173H22ZM24 174H23V175H24ZM102 174H103V173H100L101 176H102ZM110 174H111V173H110ZM114 174H116V173H114ZM120 174L122 175L123 173H120ZM120 174H119V175H120ZM144 174H145V172H144ZM148 174H150V173H148ZM234 174H235V173H234V170H233V174H231V175H234ZM8 175H9V173H8ZM8 175H6V176H8ZM61 175H62V174H61ZM61 175H60V176H61ZM74 175H75V174H74ZM93 175H94V174H93ZM105 175H106V174H105ZM127 175H129V174H127ZM127 175H125L126 178H127ZM130 175H131V174H130ZM135 175H136V174H135ZM139 175H141V174H139ZM139 175L137 174L136 177L139 176ZM171 175H172V174H171ZM224 175H225V174H224ZM238 175H239V174H238ZM261 175H262V174H261ZM263 175H264V174H263ZM1 176H2V175H1ZM10 176H11V175H9V177H10ZM14 176H12V177H14ZM28 176H25V177H28ZM30 176H31V175H30ZM58 176H59V174H58ZM94 176H95V175H94ZM122 176H123V175H122ZM125 176H124V177H125ZM152 176H153V175H152ZM172 176H173V175H172ZM175 176H176V175H175ZM183 176H185V175H183ZM190 176H191V175H190ZM208 176H211V175H208ZM214 176H215V175H214ZM222 176H223V175H222ZM252 176H253V175H252ZM61 177H63V176H61ZM61 177H60V179H61ZM68 177H69V176H68ZM110 177H111V176H110ZM114 177H115V176H114ZM128 177H129V176H128ZM130 177H131V176H130ZM139 177H140V176H139ZM142 177H144V175H143ZM142 177H140V178L143 179ZM159 177H160V176H159ZM237 177H238V176H237ZM260 177H261V176H260ZM15 178H17V177H15ZM28 178H29V177H28ZM32 178H33V177H32ZM32 178H31V180H32ZM35 178H34L33 180H35ZM56 178H58V177H56ZM56 178H55L54 180H56ZM64 178H65V177H64ZM80 178H81V177H80ZM105 178H107V177H105ZM108 178H109V177H108ZM122 178H123V177H122ZM122 178H121V179H122ZM174 178H175V177H174ZM190 178H191V177H190ZM17 179H18V178H17ZM60 179H59V180H60ZM102 179H104V178H102ZM110 179H111V178H110ZM117 179H118V178H117ZM123 179H124V178H123ZM127 179H128V178H127ZM127 179H126V180H127ZM137 179H138V177H137ZM145 179H146V178H144L143 181H145ZM166 179H167V178H166ZM232 179H233V178H232ZM248 179H249V177H248ZM258 179H259V178H258ZM7 180H9V179H7ZM54 180H53V181H54ZM92 180H93V179H92ZM104 180H105V179H104ZM129 180H130V179H129ZM132 180H135V178H133ZM138 180H140V179H138ZM147 180H148V179H147ZM193 180H194V179H193ZM198 180H200V179H198ZM10 181H11V180H10ZM13 181H14V180H13ZM15 181L20 182L19 180H16V179H15ZM26 181H27V180H26ZM26 181H25V182H26ZM28 181H29V180H28ZM28 181H27V182H28ZM79 181L81 182L82 180L79 179L78 182H79ZM89 181L93 183V181H91V180H89ZM95 181H96V180H95ZM111 181H112V179H111ZM115 181H116V180H115ZM119 181H120V179H119ZM127 181H128V180H127ZM127 181H125V182H126V183H130V181H129V182H127ZM166 181H167V180H166ZM229 181H230V180H229ZM232 181H233V180H232ZM234 181H235V180H234ZM238 181H239V180H237V182H238ZM18 182H17V183H18ZM25 182H24V183H25ZM37 182H38V181H37ZM51 182H52V181H51ZM57 182H58V181H57ZM82 182H83V181H82ZM97 182H98V181H97ZM97 182H95V183H97ZM112 182H114V180H113ZM117 182H118V180H117ZM133 182H134V183H135V182L137 183V181H133ZM175 182H176V181H175ZM175 182H174V183H175ZM191 182H192V181H191ZM194 182H195V181H194ZM194 182H193V183H194ZM203 182H204V181H203ZM215 182H217V181H215ZM218 182H219V181H218ZM218 182H217V184H218ZM227 182H228V181H227ZM230 182H231V181H230ZM29 183H30V182H28V184H29ZM54 183H56V182L54 181ZM54 183L52 182V185H54ZM85 183H86V182H85ZM134 183H133V185L136 184V183H135V184H134ZM145 183H146V182H145ZM225 183H226V182H225ZM228 183H229V182H228ZM231 183H232V182H231ZM242 183H243V181H242ZM244 183H245V182H244ZM246 183H247V182H246ZM246 183H245V184H246ZM7 184H8V183H7ZM19 184H20V183H19ZM41 184H43V183H41ZM44 184H45V183H44ZM46 184H47V183H46ZM57 184H58V183H57ZM57 184H56V185H57ZM76 184H77V183H76ZM81 184L84 185L83 183H81ZM89 184H90V183H89ZM93 184H94V183H93ZM99 184H100V183H99ZM99 184H97V185H99ZM130 184H131V183H130ZM139 184H141V183H139ZM232 184H233V183H232ZM237 184H241V183H237ZM10 185H11V184H10ZM10 185H9V186H10ZM14 185H17V184H14ZM34 185H35V184H34ZM47 185H48V184H47ZM50 185H51V184H50ZM50 185H49L50 189H52V188L55 187V185H54V187L52 186V188H51ZM68 185H70V184H68ZM82 185H81V186H82ZM94 185H95V184H94ZM111 185H112V184H111ZM126 185H127V184H126ZM126 185H125V186H126ZM142 185H143V183H142ZM166 185H167V183H166ZM180 185H181V184H180ZM212 185H213V184H212ZM223 185H224V184H223ZM241 185H243V184H241ZM246 185H248V184H246ZM18 186H19V185H18ZM35 186H36V185H35ZM37 186H38V184H37ZM66 186H67V183H66ZM75 186H77V185H75ZM75 186H73V187L75 188ZM87 186H88V185H87ZM87 186H86V188H87ZM99 186H100V185H99ZM128 186H130V185H128ZM131 186H132V185H131ZM131 186H130V187H131ZM143 186H144V185H143ZM143 186H142V187H143ZM167 186H168V185H167ZM194 186H196V185H194ZM228 186H229V184H228ZM239 186H240V185H239ZM5 187H6V186H5ZM40 187H42V186L40 185ZM57 187H58V186H57ZM60 187H61V186H60ZM70 187H72V186L70 185ZM90 187H92V186L90 185ZM95 187H96V186H94L93 188H95ZM126 187H127V186H126ZM126 187H124V188H126ZM130 187H128V189H129ZM132 187H133V189H135L134 186H132ZM135 187H137V185H136ZM144 187H145V186H144ZM144 187H143V188H144ZM150 187H151V186H150ZM150 187L147 186L146 188H144V191H145V189H147V188L151 189ZM210 187H211V184H210ZM245 187H246V186H244V188H245ZM251 187H252V185H251ZM17 188H18V187H17ZM20 188H21V187H20ZM30 188H31V187H30ZM36 188H37V187H36ZM42 188H43V187H42ZM77 188H78V187H77ZM82 188H83V186H82ZM93 188H92V189H93ZM99 188H100V187H99ZM101 188H102V187H101ZM101 188H100V189H101ZM111 188H112V187H111ZM137 188H138V187H137ZM140 188H141V185H140ZM140 188H139V190H140ZM200 188H202V187H199V188H198V184H197V189H200ZM212 188H213V187H212ZM212 188H209V189H212ZM214 188H216V187H214ZM214 188H213L212 190H214ZM218 188H219V187H218ZM223 188H224V186H223ZM223 188H222V189H223ZM226 188H227V186H226ZM248 188H249V187H247L246 190H248ZM8 189H9V188H8ZM12 189H13V191H14L13 193H15L14 188H12ZM38 189H40V188L38 187ZM47 189H48V187H47ZM55 189H56V188H55ZM64 189H65V186H64ZM68 189H70V188H68ZM95 189H97V188H95ZM149 189H147L148 192H149ZM220 189H221V188H220ZM241 189H242V188H241ZM241 189H240V190H241ZM250 189H251V188H250ZM45 190H46V189H45ZM80 190H81V189H80ZM84 190H85V189H84ZM103 190H105V188H104ZM114 190H115V189H114ZM124 190H125V189H124ZM131 190H132V188H131ZM147 190H146V191H147ZM151 190H152V189H151ZM151 190H150V192H151ZM189 190H190V189H189ZM200 190H201V189H200ZM202 190H203V189H202ZM202 190H201V191H202ZM215 190H216V189H215ZM225 190H226V189H224V191H225ZM227 190H228V189H227ZM230 190H231V189H230ZM243 190L245 191V192H244L245 194H246V192H248V191H246L245 189H243ZM48 191H50V190H48ZM64 191H65V190H64ZM68 191H69V190L66 189V192H68ZM70 191H71V190H70ZM89 191H90V190H89ZM101 191H102V189H101ZM105 191H106V190H105ZM105 191H104V192H105ZM132 191H133V190H132ZM154 191H156V190L154 189ZM201 191H200V192H201ZM259 191H260V190H259ZM16 192H17V191H16ZM19 192H20V190H19ZM37 192L40 193V191H37ZM44 192H45V191H44ZM44 192H43V193H44ZM59 192H60V191H59ZM66 192H65V194H66ZM73 192H74V191H73ZM73 192H71V193H73ZM77 192L79 193V191H77ZM90 192H92V191H90ZM107 192H108V191H107ZM113 192H115V191H113ZM139 192H140V191H139ZM139 192H138V190H136V192H135V190H134V193H139ZM141 192H142V191H141ZM148 192H147V193H148ZM203 192H204V190H203ZM209 192H210V191H209ZM214 192H215V191H214ZM214 192H212V193H214ZM250 192H251V194L253 195L252 190H251ZM255 192H256V191H255ZM13 193H12V194H13ZM47 193H49V192H47ZM61 193H62V192H61ZM78 193H77V194H78ZM93 193H94V192H93ZM101 193H103V192H101ZM101 193H100V195H102ZM145 193H146V192H145ZM167 193H168V192H167ZM221 193H223V195H224V192H223V191H221ZM221 193H220V196H222ZM229 193H230V191H229ZM234 193L237 194V191H235V192L233 191V194H234ZM242 193H243V192H242ZM260 193H261V192H260ZM260 193H259V194H260ZM9 194H10V193H9ZM37 194H38V193H37ZM62 194H63V193H62ZM65 194H64V195H65ZM81 194H82V195L84 194L85 196L88 197V194H87V193L85 194L84 192L82 193V190H81ZM91 194H92V193H91ZM104 194H106V193H104ZM104 194H103V195H104ZM107 194H108V193H107ZM110 194L114 195L113 193H110ZM125 194H127V193L125 192ZM210 194H211V193H210ZM210 194H209V195H210ZM217 194H218V193H217ZM233 194H231V195L233 196ZM6 195H7V194H6ZM24 195H25V194H24ZM47 195H48V194H47ZM47 195H46V196H47ZM49 195H50V193H49ZM49 195L47 196V198L49 197ZM73 195H76V194H73ZM79 195H80V194H79ZM79 195H78V198H79ZM92 195H93V194H92ZM103 195H102V196H103ZM108 195H109V194H108ZM108 195H106V196H108ZM133 195H134V194H133ZM137 195H140V194H137ZM148 195H150V194H148ZM207 195H208V194H207ZM207 195H206V196H207ZM209 195H208V197H210ZM213 195H214V197H215L216 193H214ZM213 195H212V197H213ZM234 195H235V194H234ZM249 195H250V194H249ZM252 195H251L250 197H252ZM263 195H264V194H263ZM10 196H11V195H10ZM13 196H16V195L14 194ZM28 196H29V195H28ZM50 196H51V195H50ZM57 196H59V195H57ZM60 196H61V195H60ZM65 196H66V195H65ZM68 196L70 197V196H72V195L68 193ZM76 196H77V195H76ZM76 196H75V198H77ZM80 196H81V195H80ZM152 196H155V195H152ZM220 196H219V194H218V196H216V197H218V198L220 199ZM225 196H226V198H225L224 196H223V198H225L226 200H228V199H227L228 195H225ZM229 196H230V195H229ZM236 196H238V197H242L241 195H238V194H237ZM245 196H247V195H245ZM11 197H12V196H11ZM38 197H39V196H38ZM44 197H45V193H44ZM72 197L74 198V196H72ZM108 197H110V196H108ZM112 197H113V196H112ZM132 197H133V196H132ZM149 197H150V196H149ZM156 197L159 198L160 196H156ZM156 197H155V198H156ZM214 197H213V198H214ZM216 197H215V198H216ZM230 197H231V196H230ZM238 197H237V198H238ZM257 197H258V195H257ZM17 198H19V197H17ZM53 198H54V197H53ZM85 198H86V197H85ZM85 198H84V199H85ZM88 198H89V197H88ZM94 198H97V197H96V194H95V197H94ZM100 198H101V197H100ZM104 198H105V197H104ZM133 198L136 200L135 197H133ZM158 198H157V199H158ZM218 198H217V199H218ZM221 198H222V197H221ZM223 198H222V199H223ZM234 198H235V197H234ZM252 198H253V197H252ZM259 198H260V197H259ZM37 199H39V198H37ZM37 199H35V201H36ZM80 199H81V197H80ZM80 199H79V200H80ZM82 199H83V198H82ZM82 199H81V200H82ZM105 199H107V198H105ZM110 199H111V198H110ZM137 199H138V198H137ZM142 199H143V198H142ZM144 199H145V198H144ZM157 199H156V200H157ZM160 199H161V197L159 198V200H160ZM205 199H206V197H205ZM219 199H218V201H219ZM225 199H224V201H225ZM229 199H230V198H229ZM238 199H239V198H238ZM242 199H244V198H242ZM262 199H263V197H262ZM20 200H21V199H20ZM22 200H23V199H22ZM25 200H27V197H25ZM25 200H23V201H25ZM39 200H40V199H39ZM60 200H62V198H61ZM79 200H78V201H79ZM86 200H87V199H86ZM91 200H92V198L90 199V202H91ZM111 200H112V199H111ZM147 200H148V198H147ZM149 200L156 201V200L153 199V198H152V199L149 198ZM232 200H233V198H232ZM254 200H255V199H254ZM258 200H259V199H258ZM11 201H12V200H10V202H11ZM16 201H17V200H16ZM35 201H34V202H35ZM53 201H54V199H53ZM83 201H84V200H83ZM101 201H102V200H101ZM104 201H105V200H104ZM160 201H163V200H160ZM215 201H217V200H215ZM218 201H217V202H218ZM239 201H240V200H239ZM244 201H245V200H244ZM256 201H257V200H256ZM12 202H15V201L13 200ZM37 202H38V201H37ZM37 202H36V203H37ZM67 202H68V200H67ZM90 202H89V204H90ZM96 202H97V201H96ZM105 202H106V201H105ZM156 202H158V201H156ZM156 202H155V203H156ZM220 202H221V200L219 201V203H220ZM225 202H226V201H225ZM225 202H224V203H225ZM259 202H260V201H259ZM39 203H40V202H39ZM77 203H82V202L80 201V202H77ZM110 203H112V201H111ZM143 203H144V202L141 203V204H142V207H143V205H144ZM161 203H163V202H161ZM161 203H159V204H161ZM172 203H173V202H172ZM172 203H171V205H173ZM192 203H193V202H192ZM194 203H195V202H194ZM222 203H223V202H222ZM255 203H256V202H255ZM261 203H262V202H261ZM37 204H38V203H37ZM40 204H41V203H40ZM177 204H178V203H177ZM181 204H182V203H181ZM183 204H185V203H183ZM227 204H228V203H227ZM244 204H245V203H244ZM249 204H250V203H249ZM44 205H45V204H44ZM59 205H60V206L62 205V207H63V204L60 203ZM85 205H87V204H85ZM85 205H84L83 207L86 209ZM109 205L112 206L111 204H109ZM137 205H138V204H137ZM139 205H140V204H139ZM161 205H162V204H161ZM161 205H159V206H161ZM171 205H169V206H171ZM175 205H176V204H174V206H175ZM178 205L180 206V204H178ZM178 205H177V210H178V211L176 210V213L179 212V211H180L179 209L181 208V206L179 207ZM217 205H218V203H217ZM217 205H216V206H217ZM219 205H220V204H219ZM240 205H241V204H240ZM257 205H258V204H257ZM262 205H263V204H262ZM46 206H47V205H46ZM74 206H75V205H74ZM87 206H88V205H87ZM115 206H117V205H115ZM185 206H186V205H184V207H185ZM221 206H222V205H221ZM226 206H227V205H226ZM244 206H245V205H244ZM246 206H247V205H246ZM5 207H6V206H5ZM12 207H13V206H12ZM77 207H78V206H77ZM77 207H76V208H77ZM91 207H93V206H90V208H89V206H88L87 208H89V209L91 210ZM95 207H96V206H95ZM144 207H146V206H144ZM162 207H163V206H162ZM165 207H166V206H165ZM178 207H179V209H178ZM223 207H225V206H223ZM228 207H229V204H228ZM228 207H225V209L228 208ZM238 207H239V206H238ZM248 207H249V206H248ZM250 207H251V206H250ZM260 207H261V206H260ZM262 207H263V206H262ZM14 208H15V206H14ZM65 208H66V207H65ZM84 208H82L83 212L88 213V212H86V211L84 210ZM96 208H97V207H96ZM98 208H100L99 205H98ZM102 208H105V206L102 207ZM174 208H175V207H173V209H174ZM185 208H186V207H185ZM187 208H188V207H187ZM190 208H191V207H190ZM216 208H219V206L216 207ZM220 208H221V207H220ZM240 208L242 209L243 207H240ZM244 208H245V207H244ZM12 209H13V208H12ZM58 209H59V208H58ZM80 209H81V208H80ZM89 209H87V210L89 211ZM116 209H117V207H116ZM137 209H138V208H137ZM142 209H144V208H142ZM150 209H151V208H150ZM164 209H165V208H164ZM171 209H172V207H171ZM195 209H196V208H195ZM213 209H214V208H213ZM223 209H224V208H223ZM228 209H229V208H228ZM228 209H226V210H228ZM233 209H234V208H233ZM245 209H246V208H245ZM248 209H249V208H248ZM256 209H257V207H256ZM256 209H255V210H256ZM21 210H22V209H21ZM67 210H68V209H67ZM75 210H76V209H75ZM103 210H104V209H103ZM121 210H122V209H121ZM181 210H184V208H183V209L181 208ZM196 210H197V209H196ZM196 210H195V211H196ZM211 210H212V209H211ZM214 210H215V209H214ZM231 210H232V209H231ZM14 211H15V210H14ZM16 211H18V210H16ZM16 211H15V212H16ZM19 211H20V210H19ZM22 211H23V210H22ZM24 211H25V210H24ZM35 211H36V210H34V212H35ZM76 211H77V210H76ZM76 211H75V212H76ZM80 211H81V210H80ZM97 211H98V210H97ZM101 211H102V210H100V212H101ZM105 211H106V210H105ZM112 211H113V210H112ZM158 211H160V210H158ZM166 211H167V209H166ZM166 211H165V212H166ZM189 211H190V210H189ZM191 211H192V209H191ZM195 211H194V213L199 214V211H198V212H195ZM219 211H221V209H220ZM242 211H244V210H242ZM261 211H263V210H261ZM15 212H14V213H15ZM32 212H33V211H32ZM32 212L30 211V213H32ZM37 212H38V211H36V213H37ZM53 212H56V211H53ZM95 212H96V210H94V212L92 213V215H93V214H98V212H97V213H95ZM109 212H111L110 209H109ZM113 212H115V211H113ZM120 212H121V211H120ZM173 212H175V211H173ZM187 212H188V211H187ZM200 212H201V211H200ZM232 212H233V211H232ZM234 212H235V211H234ZM244 212H246V210H245ZM251 212L253 213V211H251ZM5 213H6V212H5ZM23 213H24V212H23ZM23 213H22V214H23ZM26 213H27V212H26ZM36 213H35V214H36ZM57 213H58V212H57ZM57 213H56V214H57ZM111 213H112V212H111ZM111 213H110V215H111ZM162 213H163V212H162ZM166 213H167V212H166ZM166 213H165V214H166ZM168 213H170V212H168ZM168 213H167V214H168ZM182 213H183V212H182ZM219 213H220V214H223V211H222V213H221V212H219ZM241 213H242V212H241ZM259 213H260V212H259ZM262 213H263V212H262ZM17 214H18L17 217L20 218L19 216L21 215V213H20V214H19V213H16V214H13V215L15 216V215H17ZM61 214H62V213H61ZM89 214H90V212H89ZM103 214H104V213H103ZM103 214H102V212H101V214H99V215H103ZM112 214H113V213H112ZM115 214H117V213H115ZM165 214L163 213V215H165ZM167 214H166V215H167ZM171 214H172V213H171ZM177 214H179V213H177ZM180 214H181V213H180ZM197 214H196V215H197ZM205 214H206V213H205ZM243 214H244V213H243ZM243 214H242V216H243ZM248 214H250V212H248ZM3 215H4V214H3ZM29 215H30V214H29ZM32 215H33V214H32ZM47 215H48V214H47ZM78 215H79V214H78ZM84 215H87V214H84V213H83V216H84ZM92 215H91V216H92ZM99 215H98V216H99ZM113 215H114V214H113ZM113 215H112V217H115V216H113ZM161 215H162V214H161ZM161 215H160V216H161ZM168 215H169V214H168ZM172 215L175 216L176 214H172ZM181 215H182V217H183L184 220L180 217ZM181 215L178 216V217H180V218L183 220V223H184V221H185L186 219H187V220L190 219V218H188V217H185V218H186V219H185L184 216H183V214H181ZM186 215H187V214H186ZM188 215H190V213H188ZM191 215L194 216L195 214H191ZM200 215H201V213H200ZM223 215H224V214H223ZM235 215H236V213H235ZM245 215H247V213H246ZM0 216H1V215H0ZM4 216H5V215H4ZM14 216L12 217L13 219H14ZM21 216H24V218L22 217L23 219L26 218V214H25V215H21ZM30 216H31V215H30ZM35 216H36V215H35ZM38 216H40V214H38ZM42 216H43V215H42ZM54 216H55V215H54ZM106 216H107V215H106ZM106 216H105V217H106ZM116 216H117V215H116ZM233 216H234V215H233ZM236 216H237V215H236ZM261 216H262V214H261ZM1 217H2V216H1ZM1 217H0V218H1ZM27 217H28V216H27ZM31 217H32V216H31ZM43 217H46L45 214H44ZM57 217H58V216H57ZM74 217L76 218V216H74ZM77 217H78V216H77ZM84 217H85L84 220H86V216H84ZM94 217H95V216H94ZM96 217H97V215H96ZM100 217H101V216H100ZM169 217H170V215H169ZM244 217H246V216H244ZM262 217H264V216H262ZM2 218L4 219V217H2ZM18 218H17V219H18ZM33 218H34V217H33ZM33 218H32V219H33ZM37 218H38V217H37ZM39 218H40V217H39ZM47 218H48V217H47ZM81 218H82V217H81ZM91 218H92V217H91ZM106 218H107V217H106ZM110 218H111V217H110ZM110 218H109V219H110ZM159 218H160V217H159ZM161 218H162V217H161ZM195 218H196V217H195ZM207 218H208V217L205 216V219H204V220H206ZM209 218H210V217H209ZM231 218H232V217H231ZM246 218H248V217H246ZM59 219H60V218H59ZM97 219H99V217H97ZM104 219H105V218H104ZM111 219H112V218H111ZM114 219H115V218H114ZM162 219H163V222H164L166 228L168 229V231H166L167 229L165 228V229H166V230H164V231H166V233L164 232L165 234H167V233H168V234L180 233V230H179V229H176L175 226L173 225V223L170 222L171 219H169L167 216L163 217ZM176 219H179V218H176ZM192 219H193V218H191V220H192ZM196 219H197V218H196ZM199 219H200V218H198V220H199ZM202 219H203V218H202ZM234 219H235V218H234ZM234 219H233V220H234ZM237 219H238V218H236V220H237ZM243 219H244V218H243ZM261 219H262V218H261ZM263 219H264V218H263ZM20 220H21V218H20ZM25 220H27V218H26ZM25 220H24L23 222L25 223V222L28 221V223H26V224L28 225V224L30 223V220H31V219L28 218L27 221H25ZM33 220H34V219H33ZM40 220H42V219H40ZM60 220H62V219H60ZM75 220H76V219H75ZM94 220H96V219H94ZM172 220H173V219H172ZM172 220H171V221H172ZM207 220H208V219H207ZM207 220H206V222H210V221H207ZM225 220H226V219H225ZM228 220H229V219H228ZM230 220H231V219H230ZM240 220H242V219H240ZM247 220H248V219H247ZM247 220H246V221H247ZM12 221H13V220H12ZM14 221L16 222V221H18V220L15 219ZM81 221H82V219H81ZM97 221L100 222V220H97ZM101 221H102V218H101ZM105 221H106V219H105ZM105 221H104V222H105ZM109 221H110V220H109ZM117 221H118V220H117ZM194 221H195V220H194ZM200 221H201V220H200ZM234 221H235V220H234ZM237 221H239V219H238ZM243 221H244V220H243ZM249 221H250V220H249ZM257 221H259V220H257ZM257 221H256V222H257ZM4 222H5V221H4ZM23 222H22V223H23ZM31 222H32V221H31ZM43 222H44V220H43ZM43 222L41 221V223H43ZM45 222H47L46 219H45ZM79 222H80V221H79ZM90 222H92V221H90ZM111 222H112V221H111ZM178 222H179V220H178ZM186 222H187V221H186ZM202 222H204V221H202ZM220 222H221V221H220ZM231 222H232V221H231ZM239 222H240V221H239ZM241 222H242V221H241ZM251 222H252V221H251ZM259 222H260V221H259ZM16 223H17V222H16ZM38 223H39V221H38ZM84 223H85V222H84ZM94 223H95V222H94ZM179 223H181V222H179ZM188 223H191V221L185 223L184 225L187 224V226H188ZM195 223H197V222H195ZM200 223H201V222H200ZM200 223H199V224H200ZM224 223H226V222H224ZM260 223H263V221L260 222ZM2 224H3V223H2ZM12 224H13V223H12ZM14 224H15V223H14ZM31 224H32V223H31ZM33 224H34V223H33ZM48 224H50V222H48ZM61 224H62V223H61ZM86 224H87V223H86ZM99 224H100V223H99ZM116 224H117V223H116ZM123 224H124V223H123ZM123 224H122V225H123ZM130 224H131V223H130ZM130 224L128 223V225H129L128 228L130 227ZM227 224H228V226H229V223H228V222H227ZM238 224H240V223H238ZM253 224H254V223H253ZM256 224L258 225V223H256ZM20 225H21V224H20ZM35 225H36V223H35ZM53 225H54V224H53ZM75 225H76V224H75ZM79 225H80V224H79ZM79 225L77 224V226H79ZM93 225H95V224H93ZM106 225H107V224H106ZM114 225H115V224H114ZM175 225H176V224H175ZM210 225H211V224H210ZM230 225H231V224H230ZM236 225H237V224H236ZM236 225H235V226H236ZM257 225H256V226H257ZM261 225H262V224H261ZM0 226H3V225H0ZM15 226H16V225H15ZM41 226L44 227V226H45L44 223L41 224ZM77 226H76V228L80 230V228H78ZM82 226H83V225H82ZM82 226H81V227H82ZM85 226H86V225H85ZM88 226H89V225H88ZM88 226H87V227H88ZM111 226H112V225H111ZM111 226H110V227H111ZM119 226H120V225H119ZM132 226H133V225H132ZM180 226H181V225H178V227H180ZM202 226H203V224H202ZM204 226L207 227L208 225H205V223H204ZM228 226H227V227H228ZM237 226H238V225H237ZM243 226H244V225H243ZM258 226H259V225H258ZM9 227H10V226H9ZM17 227H18V225H17ZM17 227H16V228H17ZM22 227H23V226H22ZM27 227H28V226H27ZM33 227H34V226H33ZM33 227H32V229H33ZM43 227H42V228H43ZM47 227H48V225H47ZM83 227H84V226H83ZM87 227H86V229H87ZM97 227L99 228V226H97ZM101 227H102V226H101ZM108 227H109V225H108ZM157 227H158V226H157ZM178 227H177V228H178ZM224 227H225V226H224ZM229 227H230V226H229ZM233 227H234V226H233ZM239 227H240V226H239ZM245 227H246V226H245ZM245 227H244V228L242 227V228H243L244 230H246ZM20 228H21V227H20ZM28 228H29V227H28ZM37 228H38V227H37ZM45 228H46V227H45ZM45 228H44V229H45ZM50 228H51V226H49V228H46V229L49 230ZM74 228H75V227H74ZM89 228H90V227H89ZM98 228H97L96 230H98ZM137 228H138V227H137ZM137 228H135V229L137 230ZM154 228H156V227H154ZM163 228H164V227H163ZM183 228H185V226H184ZM190 228H191V227L189 226V230H190ZM195 228H196V227H195ZM208 228H209V226H208ZM225 228H226V227H225ZM237 228H238V227H237ZM242 228L240 227V229H242ZM263 228H264V227H263ZM263 228H262V229H263ZM2 229H3V228H2ZM32 229H31L30 232L33 231ZM77 229H76L75 231H78ZM103 229H104V228H103ZM110 229H111V228H110ZM113 229H114V228H113ZM130 229H131V228H130ZM139 229H140V228H138V231H139ZM156 229H158V228H156ZM159 229H160V228H159ZM159 229H158V230H159ZM180 229H181V228H180ZM209 229H210V228H209ZM226 229L229 230V228H226ZM226 229H225V230H226ZM243 229H242L241 231H244ZM256 229H257V231L259 230V228H256ZM256 229H255V230H256ZM14 230H16V229H14ZM25 230H26V228H25ZM48 230H47V232H48ZM92 230H93V229H92ZM101 230H102V229H101ZM104 230H105V229H104ZM120 230H121V228H120ZM136 230H135V231H136ZM153 230H154V229H153ZM181 230H182V229H181ZM189 230H187L186 232H184V234H185V233H186V234H190L191 236L194 235V234H196V231H195V232L193 231L194 234H192L191 231H189ZM192 230H193V229H192ZM201 230H202V229H201ZM222 230H223V232H224V228H223ZM238 230H239V229H238ZM17 231H18V230H17ZM20 231H21V230H20ZM20 231H18L16 234H18ZM35 231H37V230H35ZM44 231H45V230H44ZM84 231H85V230H84ZM113 231H114V230H113ZM115 231H116V229H115ZM117 231H118V229H117ZM117 231H116V232H117ZM125 231H126V230H125ZM132 231H133V230H132ZM138 231H137V233H138ZM203 231H204V230H203ZM257 231H256V232H257ZM12 232H13V231H11V233H12ZM15 232H16V231H14V233H15ZM33 232H34V231H33ZM39 232L42 233V231H41L40 229H39V231H38L37 233H39ZM45 232H46V231H45ZM90 232H91V231H90ZM92 232H93V231H92ZM95 232H96V231H95ZM97 232H98V231H97ZM102 232H103V231H102ZM139 232L141 233V231H139ZM158 232H159V231H158ZM158 232H157V233H158ZM205 232H206V231H205ZM223 232H222V233H223ZM231 232H232V231H231ZM244 232H245V231H244ZM3 233H4V235H6L4 231H3ZM3 233H1L0 236H1ZM74 233H75V232H73V234H74ZM78 233H79V232H78ZM111 233H112V232H111ZM118 233H119V232H118ZM133 233H134V232H133ZM133 233H132V234H133ZM199 233H200V232H199ZM216 233H218V232L216 231L215 234H216ZM245 233H246V232H245ZM245 233H244V235H245ZM252 233H253V232H252ZM20 234H21V233H20ZM83 234H84V233H83ZM90 234H91V233H90ZM103 234H104V233H103ZM109 234H110V233H109ZM113 234H114V233H113ZM116 234H117V233H116ZM116 234H115V235H116ZM121 234H122V233H121ZM130 234H131V232H130ZM132 234H131V235H132ZM135 234H136V233H135ZM159 234L162 235V232H160ZM210 234H211V233H210ZM255 234H256V233H255ZM31 235L33 236V234H31ZM34 235H37V234L35 233ZM38 235H39V234H38ZM38 235H37V236H38ZM76 235H77V232H76ZM81 235H82V234H81ZM91 235H92V237H93V234H91ZM96 235H97V234H96ZM110 235H111V234H110ZM133 235H134V234H133ZM133 235H132V236H133ZM136 235H137V234H136ZM136 235H135V236H136ZM141 235H142V234H141ZM163 235H164V234H163ZM174 235H175V234H174ZM202 235H203V234H202ZM202 235H201V236H202ZM217 235H218V234H216V236H217ZM223 235H224V238H228V237H225V235H226L225 232L223 233ZM253 235H254V234H253ZM9 236H10V235H9ZM18 236H19V235H17V238H19ZM21 236H23V235H21ZM32 236H30V239H31ZM39 236H40V235H39ZM77 236H80V233H79V235H77ZM87 236H88V235H87ZM87 236H86V238H84V239H87ZM104 236H105V235H104ZM137 236H138V235H137ZM137 236H136V238H140V239L142 238V237H137ZM139 236H140V235H139ZM157 236H158V234H157ZM194 236H195V235H194ZM245 236H246V235H245ZM1 237H2V236H1ZM70 237H72V236H70ZM74 237H75V235H74ZM88 237H89V236H88ZM98 237H99V236H98ZM105 237H106V236H105ZM107 237H108V236H107ZM110 237H111V236H110ZM143 237H144V236H143ZM147 237H148V236H147ZM202 237H203V236H202ZM204 237H206V236H204ZM204 237H203V238H204ZM14 238H15V237H14ZM37 238H38V237H37ZM103 238H104V237H103ZM108 238H109V237H108ZM108 238H106V239H108ZM111 238L113 239L114 237L112 236ZM111 238H110V239H111ZM145 238H146V237H145ZM151 238H153V237L151 236ZM151 238L149 237V239H150L149 242L152 241ZM156 238H157V237H156ZM159 238H160V237L158 236V239H159ZM171 238H172V237H171ZM219 238H220V237H219ZM241 238H242V236H241ZM254 238H255V237H254ZM4 239H5V238H4ZM12 239H13V238H12ZM15 239H16V238H15ZM34 239H35V236H34ZM34 239H33V240H34ZM74 239H75V238H74ZM89 239H90V238H89ZM89 239H87L86 241H84L83 239H82V240H83L84 243H85V242H87ZM110 239H109V240H110ZM112 239H111V240H112ZM118 239H119V238H118ZM154 239H155V237L153 238V240H154ZM216 239H217V238H216ZM220 239H221V238H220ZM249 239H250V237H249ZM249 239H248V240H249ZM8 240H9V238H8ZM8 240H6V241H8ZM92 240H93V239H92ZM97 240H98V239H97ZM99 240H100V239H99ZM141 240H142V239H141ZM143 240H144V238H143ZM147 240H148V239H147ZM168 240H169V239H168ZM170 240H171V239H170ZM201 240H202V238H201ZM209 240H210V239H209ZM209 240H208V241H209ZM225 240H226V239H225ZM262 240H263V239H262ZM18 241H19V240H18ZM20 241H21V240H20ZM20 241H19V242H15V243H16V244L19 243L20 246H21L22 243H20ZM31 241H32V240H31ZM77 241H78V240H77ZM100 241L103 242V240H100ZM171 241H172V240H171ZM171 241H170V242H171ZM189 241H190V240H189ZM202 241H203V240H202ZM202 241H201V242H202ZM204 241H205V240H204ZM217 241H218V239H217ZM220 241H222V239H221ZM228 241H229V240H227V242H228ZM243 241H244V240H243ZM252 241H253V240H252ZM254 241H255V240H254ZM254 241H253V242H254ZM259 241H260V240H259ZM4 242H5V240H4ZM8 242H9V241H8ZM21 242H23V240H22ZM78 242H79V241H78ZM102 242H101V243H102ZM114 242H116V240L113 239L110 243H105V251H106V250H107V251H111V250L114 248V247H113V245H114L113 243H114ZM144 242H145V241H144ZM146 242H147V241H146ZM149 242H148V243H149ZM163 242H165V241H163ZM168 242H169V241H168ZM186 242H188V240H187ZM209 242H210V241H209ZM209 242H208V244H209ZM212 242H214V239H213V241H211V243H212ZM215 242H216V241H215ZM224 242H225V241H224ZM230 242H231V240H230ZM257 242H258V241H257ZM61 243H62V242H61ZM63 243H64V242H63ZM65 243H66V242H65ZM71 243H72V242H71ZM71 243H70V244H71ZM73 243H74V242H73ZM82 243H83V242H82ZM82 243H81V244H82ZM87 243H88V242H87ZM89 243H90V242H89ZM99 243H100V242H99ZM154 243H155V241H154ZM159 243H160V242H159ZM159 243H158V244H159ZM218 243H219V242H218ZM220 243H221V242H220ZM263 243H264V241H263ZM4 244L6 245V243H4ZM19 244H18V245H19ZM75 244H76V243H75ZM77 244H78V243H77ZM95 244H97V243H95ZM95 244H94V245H95ZM103 244H104V243H103ZM155 244H156V243H155ZM205 244H206V243H205ZM216 244H217V243H216ZM256 244H257V243H256ZM259 244H260V243H259ZM0 245H1V244H0ZM22 245L25 247V249H27V250L29 251L26 255H23V254H21V253H8V254H6V255H3V254H4V253H3L2 256H0V259H7V260H6L7 262L3 263V261L1 260L2 263H3V264H37L38 262H36V261L34 262L32 259H35V260H36L37 257H38V259H44L45 257H47L46 253H45L46 256L44 255V251H43L44 258H41V256H40V257L38 256V255H41V247H40V246H41L42 244L39 246L38 243H36V242H35V243H34V242H29V241L27 240V241H25L24 244H22ZM46 245H48V244H46ZM63 245H64V244H63ZM63 245H62V246H63ZM68 245H69V244H68ZM78 245H80V244H78ZM101 245H102V244H101ZM101 245H99V246H101ZM217 245H218V246H217ZM217 245H216V248L219 247V244H217ZM245 245H246V244H245ZM245 245H244V246H245ZM9 246H11V245H9ZM23 246H22L21 248H23ZM66 246H67V244H66ZM66 246H65V247H66ZM209 246H211V245H209ZM213 246H215V245H212V248H214ZM221 246H222V245H221ZM257 246H258V244H257ZM11 247H12V246H11ZM15 247H16V246H15ZM17 247H18V246H17ZM17 247H16V248H17ZM48 247H51V246H48ZM76 247H77V245H76ZM95 247H96V246H95ZM97 247H98V246H97ZM206 247H207V246H206ZM222 247H223V246H222ZM245 247H246V248H245ZM245 247H244V248H245V250H244V251H245V255L247 254L246 256H248V254H249L250 257H251V256H252L251 251H252V249H253V248H252V245L248 244V245H246ZM260 247H261V244H260L259 248H260ZM263 247H264V246H263ZM45 248H46V247H45ZM45 248H44V249H45ZM67 248H68V249H67ZM67 248H66L67 250H70V249H69L70 247H67ZM212 248H211V249H212ZM223 248H224V247H223ZM0 249H1V248H0ZM2 249H3V247H2ZM17 249H18V248H17ZM23 249H24V248H23ZM89 249H90V248H89ZM102 249H103V247H102ZM194 249H195V248H194ZM220 249H221V248L216 249V250L214 251V256L212 257L213 259H231V258H229L227 255H225L224 252H223L222 250H220ZM4 250H5V249H4ZM8 250H9V249H8ZM8 250H6V252H7ZM19 250H21V249H18V251H19ZM27 250H26V251H27ZM52 250H53V249H52ZM52 250H51V251H52ZM64 250H65V248H64ZM67 250H66V251H67ZM92 250H94V249H92ZM18 251H17V252H18ZM21 251H23V250H21ZM49 251H50V250H49ZM49 251H48V252H49ZM98 251H99V250H98ZM247 251H248V253H246ZM4 252H5V251H4ZM6 252H5V253H6ZM45 252H46V251H45ZM103 252H104V251H103ZM103 252H102V250H101V253H103ZM114 252H115V251H114ZM1 253H2V252H0V254H1ZM52 253H54V252H52ZM52 253H51V256H52ZM55 253H56V252H55ZM57 253H58V252H57ZM75 253H76V252H75ZM88 253H89V252H88ZM88 253H87V254H88ZM96 253H97V250H96ZM108 253H109V252H108ZM252 253H253V252H252ZM58 254H59V253H58ZM104 254H105V253H104ZM104 254H103V255H104ZM43 255H42V256H43ZM49 255H50V254H49ZM49 255H48V256H49ZM56 255H57V254H56ZM105 255H106V254H105ZM105 255H104V257H105ZM51 256H50L49 258L47 257V260H48V261H49V259H55V261H57V260H56L57 258H55V257H51ZM53 256H54V255H53ZM57 256H58V255H57ZM57 256H56V257H57ZM92 256H93V254H92ZM106 256H107V255H106ZM58 257H59V256H58ZM60 257H61V256H60ZM60 257H59V259H60ZM67 257H68V256H67ZM90 257H91V256H90ZM95 257H96V256H95ZM104 257H101L100 259H104ZM210 257H211V256H210ZM248 257H249V256H248ZM250 257H249V258H250ZM253 257L255 258V256H253ZM258 257H259V256H258ZM260 257H261V256H260ZM62 258H63V257H62ZM68 258H69V257H68ZM68 258H67V259H68ZM78 258H79V257H78ZM80 258H81V257H80ZM98 258H99V257H98ZM98 258H96V259H98ZM84 259H85V258H84ZM84 259L82 258V260H84ZM94 259H95V258H94ZM210 259H211V258H210ZM246 259H247V258H246ZM250 259H251V258H250ZM45 260H46V259H45ZM60 260H61V259H60ZM68 260H69V259H68ZM68 260H67V261H68ZM74 260H75V259H74ZM74 260H73V261H74ZM86 260H87V259H86ZM100 261H101V260H100ZM102 261H103V260H102ZM228 261H229L230 264L233 262V261H231V260H228ZM71 262H72V261H71ZM91 262H92L91 264H93V261H91ZM94 262H95V261H94ZM222 262L225 263L226 260H225V262H224V261H222ZM234 262H235V261H234ZM2 263H0V264H2ZM39 263H40V262H39ZM47 263H49V262H47ZM59 263H60V261H59ZM74 263H75V262H74ZM78 263H79V262H78ZM100 263H101V262H100ZM100 263H99V264H100ZM45 264H46V263H45ZM50 264H51V263H50ZM56 264H57V263H56ZM60 264H61V263H60ZM64 264H65V263H64ZM76 264H77V263H76ZM79 264H80V263H79ZM81 264H82V263H81ZM83 264H84V263H83ZM94 264H95V263H94ZM226 264H227V263H226ZM247 264H248V263H247Z\"/></svg>",
  "mask_w": 264,
  "mask_h": 264
},
{
  "label": "crops",
  "instance_id": "crops-1",
  "mask_svg": "<svg viewBox=\"0 0 264 264\" xmlns=\"http://www.w3.org/2000/svg\"><path fill=\"white\" fill-rule=\"evenodd\" d=\"M117 245L120 246V247H118L120 249L122 247L124 248V246H125L124 243H122L121 239L118 241ZM147 248H148V251L154 252L161 259H103L101 264H179V262H177V261H171L170 259H172V258H170V257H167V258L164 256L160 257V253L157 252L155 250V248H152L151 246H149V247H145L144 249H147ZM134 255L136 256V253H134Z\"/></svg>",
  "mask_w": 264,
  "mask_h": 264
}]
</instances>
